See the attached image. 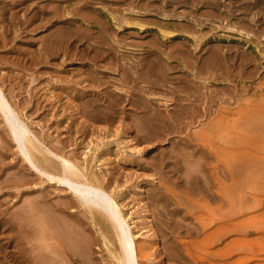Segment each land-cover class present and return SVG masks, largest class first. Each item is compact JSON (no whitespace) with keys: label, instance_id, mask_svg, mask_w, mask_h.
<instances>
[{"label":"rangeland","instance_id":"1","mask_svg":"<svg viewBox=\"0 0 264 264\" xmlns=\"http://www.w3.org/2000/svg\"><path fill=\"white\" fill-rule=\"evenodd\" d=\"M23 1L24 0H21V1H19V0L18 1L17 0H13V1L12 0H0V11H1L0 12V23H1L0 24L1 25L0 26L1 27L0 28V44L2 43L0 45V88H1V91H2V93L4 95V97L7 98L6 100L8 101V103L10 102L9 105H10L11 110H12L10 113H6V116L0 111V264H1V262H2V264H8L9 262H11L12 264H17V262L18 263L20 262L19 264H28V263L29 264H32V263L37 264L36 263L37 262L36 259L39 258L40 256H42L40 258H43V260L48 261L49 264H65V263L66 264H71V263H73V264H77V263L78 264H85V263L89 264L90 262L92 264H93V262L94 263L97 262L96 264H101V263L102 264H107V263L109 264L110 262L111 263L113 262L112 264H116V262L114 261L112 255L110 256V254H111L110 251H108L107 247L104 244L105 236H107V238H106L107 241L110 240L112 242V238H111V236H112L111 223H110L109 220L106 219V216H104V214H103L104 210L108 211V208L105 207V209H104V204L102 205V203H100V206H99L96 203L95 199H94L95 198L93 196L94 194H91V197H90L91 199L89 198L87 200L88 205L91 206L92 208L94 207L93 211H91L84 204L80 203L83 198H82L81 195L79 196V193H78V196H79L80 200H78L77 196H74V193L72 192L73 189L70 188L71 186L68 183H66V182L65 183L64 182H56L55 180L51 181V180L48 179V173H51V174H54V175L56 174V176H61L62 175V174H60L61 173V168H62V162H61V158H60L61 156L69 158V159L72 158V160L76 161L77 163L82 164V166L86 165L87 169L89 167V169H88L89 173H93L96 176L102 178V181H104L102 184L107 187V190H109V191L111 190V192H110L111 194L114 195L115 192H116V195L114 196V198L117 201L118 200L120 201V202L119 201L118 202L121 203L123 212L126 215H130V213H131V216H133V217L135 216L134 220H135V223L137 224V227L135 226L136 227L135 228L133 226V230L134 231H136L137 229H139L142 226L141 225L142 224L141 223V221H142L141 220V213L143 215L144 211H142L141 207L143 206L144 209H146L145 211L148 214L149 223H150L151 227L154 230V234L153 235H155L156 237L151 235V238H149L150 236H146L145 238H147L146 239L147 246H149V248H152L150 250L152 252H154L155 254H154V257H151L149 260H147L145 257H144L145 259L142 257L143 258V259L141 258L142 263L144 262L146 264H184V262H185L186 264H188V263L190 264V261L192 262V261L196 260L195 261L196 263L194 262L195 264H201V262H203V261L205 262V264H208L206 262H210L209 264H211V263L214 264L216 262L218 264L220 262H217V261H219V260L220 261L221 260L224 261L225 260L224 258H226V260L227 259L231 260L235 255H236L235 258L237 259L238 255L244 253L242 251L244 249H246L245 247H247V244H251L250 247L252 246V244L253 245L255 244V246L257 247V244L259 242L264 241V0H214L215 5L214 4L212 5V3H211L212 0H203L204 4L198 2L199 3V5L197 4L198 6L197 5L196 6L193 5L195 0H147V1L146 0H144V1L143 0H139V1L137 0V4H142V3H145V2L147 3L148 2L147 4H148V6H150V8H149L150 12L146 11V13L142 14L141 17H139L137 20L142 21V22L145 21V23L153 24L154 27L146 29L144 31H140L139 29L137 30L136 28H125L126 31L124 30L123 33H122L120 31H118L119 28H117L118 27L117 25L115 26V24L111 23L113 28H115V31H111L113 33V35L114 36L117 35L118 38L120 36L121 37L123 36V38H125L124 39L125 43L123 41V46L131 48V49L130 48L129 49L128 48L124 49L123 47H122L123 49L120 48L122 51L125 52V53H123L121 55H125L126 56L125 57L126 60L125 59L124 60H120L121 59V55H120V53H117L118 52L117 50L112 51L113 50L112 48H111V50L108 48L109 47L108 44H107L108 40H106V39H103L104 40V43H103V41L100 40L99 38L98 39L95 38L97 40L96 41L94 39V37L91 36L87 40L84 38V42H83V38L79 35V32L77 31L78 29L76 28L77 25H79V26L83 25V24L80 23V20L76 21L77 24H76V22H74V23L71 22V24L70 23L68 24L66 22L59 21L60 18L58 17L57 18L58 21L57 22L54 21L51 26L47 27L46 25L49 24V23H47L44 26L36 27L37 30H35V25L38 24V21L43 22L45 20L44 17L46 16V14H43V13L41 14L40 11H43V8H45V6H48V5L51 4V3L49 4L50 0H49V2L47 0H40V1L39 0H35V1L34 0H29V1L25 0L27 3H29V5L26 4L25 1L24 2ZM192 1H193V3H192ZM34 2H36L37 4L36 3L33 4ZM51 2H52V5L55 3L56 6L58 5L60 7H62V5L65 4V3H62V5H60V2L57 1V0H51ZM70 2L68 3L69 7L67 6V4H65L66 5L65 6V10H66L65 14L67 12L69 14L72 12L70 15L77 16V13H75L76 10L75 9L73 10L72 7L75 8L79 4L77 2L75 3V1H70ZM205 2H207V3H205ZM210 3H211V5H209ZM19 4H21V5L19 6ZM75 4H76V6H75ZM12 5H14V6H12ZM41 5H42V9H41ZM192 5H193V7H192ZM106 6L111 11L114 9L113 11H115V14H116L117 17L119 15H121V10L118 9V8L126 7L125 4H124V6L123 5H121V6L120 5H118V6L116 5L115 6V4L114 5H110V6L106 5ZM22 7H24V8L22 9ZM66 7L69 8L70 12L68 11V8L66 9ZM195 7H197V8H195ZM29 8H30V10H29ZM162 9H164L163 11L165 13H167V14L168 13H170V14L174 13V14H172V16L169 17V19H162V17H161L162 16L161 13H163ZM15 10L17 11L18 14H16ZM116 11L119 12V14ZM160 11H161V13H159ZM9 12H10V15H12V16H10L8 14ZM34 12H37V15L41 14V15H39L40 17L39 16L37 17V15L36 16L33 15ZM38 12H40V13H38ZM22 13L25 14L26 17L28 16L29 19H26V17ZM13 14H15L16 16L13 15ZM19 14H22L24 20L21 18V15H19ZM26 14H28V15H26ZM193 16L195 18H193ZM15 17H17V18H15ZM35 17H36V19H34ZM41 17H43V18H41ZM120 17H122V15ZM8 18L10 20H13L12 22L14 24H16L19 21L17 23L19 25H15L14 26V24H11L12 22L10 23V20H8ZM19 18L21 19V21L19 20ZM39 18H41V20H39ZM143 19H144V21H143ZM194 19H196V20H198L200 22L198 23V21H195ZM27 20H28V22H27ZM29 21H31V22L34 21L33 24L30 22L31 27H30ZM8 22H9L10 25L8 24ZM24 23H25V25H23ZM64 23H65V25H63ZM166 24H167V26H166ZM27 25H28V27H27ZM109 25H110V23H109ZM158 25L159 26L161 25V26L158 27ZM181 25H182V27H181ZM188 26H190V28L196 27V30L192 31V29L187 28ZM2 27H4V28H2ZM70 27L72 29H75V30L77 29L76 32H78V33L75 32L76 35H74L75 34L74 33L75 30H73V33H71L72 31H70V29H71ZM162 27H163V29L165 28V31L166 30H168V31H170V30L171 31L172 30L173 31H179L180 30L181 33H179L180 35H178V36H176L174 38H166L165 43L163 42L164 44L163 43H158L157 41L162 37V35L160 34V31H159V28H162ZM46 28H48V29H46ZM60 28H61V31H59ZM98 28H99V25L92 27V30H94L93 34L94 33H96V34L98 33ZM27 29H28V32H27ZM133 30H134V32L137 33V36H136V34H134V32H130V31H133ZM187 30H189V31H187ZM60 32L61 33L63 32L62 34L64 35V38H63V35L59 36ZM67 32H69L68 35L66 34ZM117 32H119L120 34L117 33ZM54 33H56V34H54ZM191 33H193L194 35L191 34ZM51 34L52 35L53 34L57 35L58 37L56 36L57 37L56 38L54 35L52 37ZM131 34H134V35H131ZM5 35H7V36H5ZM77 35H79V36H77ZM125 35H126V37H125ZM51 37H52V39L50 41L49 38H51ZM59 37H60V39L62 41L59 39ZM152 37H153V39H152ZM196 37H199V38H196ZM1 38L3 40H1ZM53 38H54V41H52ZM78 38L80 39V41H79ZM154 38H155V43L156 44H155V47L152 46L154 48L153 49L151 47V45H149V42H147V41L150 40V42H151V41L154 40ZM57 39H59V40H57ZM47 40H48L49 43L47 42ZM98 40L101 41L99 44H98V42H99ZM87 41H89L90 43L87 42ZM144 41H145V43H144ZM45 42H47V43L44 44ZM58 42H60V43H58ZM133 42H135V43H133ZM101 43H103V44H101ZM139 43H141V44H139ZM194 43L196 44L197 47H195ZM43 44L46 45V46L51 47L52 49L50 48V51H51V53L54 52V54L53 53L51 54L49 52V49L46 46H44ZM129 44H130V46H129ZM133 44L136 47L138 45H140L139 47L142 48L141 49L142 51L141 50L132 51L133 50L132 48H135V46H131ZM161 44H163L165 46H163ZM174 44L175 45L176 44L177 45L181 44V46L183 44H186V45H183L182 47L180 46L181 48H183L185 50H187V45H188V48H189V47L193 46V44H194L193 47L195 48V51H198V48H199V56H200V54H202L201 56H204V57H208L209 56L208 60H207V58L204 60L206 63L198 62V66L197 67L199 69L202 68V66H204V64H205V67H206L207 66L206 64H209L211 62V60H214V61L211 62L213 67H214V65L216 63L218 65V62H220L221 65L223 64L222 66L220 64H219L220 66L219 65L218 66L215 65V67L217 66L216 69L217 68H219V69H217V71H215V67H214V74L213 75H208L207 73H204L203 75H201L202 77L199 79L201 81L204 78L205 81L207 80V82H210V83H209V85L206 88H204V87L202 88V90L204 92L205 91L206 92L203 95L198 97V102L197 103H199L200 99H201L200 100L201 103H202V101H206L208 98H209V100L213 99L212 103H211V106H212V108H211V110H212L211 114L212 115L211 116L213 118L218 116V115H216L218 113L217 110L220 107L222 109L223 106L224 107L227 106V108H229V106L233 107V105L234 106L237 105L236 108L233 107V109L230 107L232 112H233V114L239 108L244 107V106L247 107L246 108L247 116H246V119H245V128L243 130V133H245L244 135H245V138H247V139H249V137H251V136L254 137V140H253L254 142L250 143L249 141H247V145L245 146L244 151H245V155L247 157L246 159H248V160L246 161V159H245V163L246 164L244 163L245 165H243L244 167L242 169H244V168L247 169V171H249V173L251 175L253 174V177L251 179L250 176L247 175L249 173H246V174L243 173V176H244L243 183L245 182V184H243V183L242 184L245 187V190H243L244 188H242V191H243V193L245 192L244 197H245V201H246L245 204L247 206L245 205L244 209L238 210V212H236V211H234L232 209L233 212L231 211L230 215H229L228 225H231V224H233L235 222L234 226L231 225V229H229L228 228L229 226H227V229H229V233H228V237H227L228 243H230V241L232 240L231 238L234 237L233 238L234 240L231 241V244H225L224 242H219V243H217L218 245L216 243H214V246H213V244L207 246L206 244L197 242L199 244V246H198L197 243L196 244L192 243V242H195L193 240H195V239L198 240V238H201V236H203V235H200V234L205 233V229H204L205 227H204L203 224L201 226V223L204 222L203 219L205 221H207L205 218L208 215L206 217H204L205 214H202V213H205V211L203 209V211H204L203 212L201 208L205 207V204L207 202H209V201H211V203H207L206 206H208L209 204H212V205L216 204L213 207L217 208L218 207L217 205L221 204V202H217V201H213L212 202L211 199L208 200L210 198L209 194H205V192L207 193V191H208V190H206L208 186H210L211 189H213V190H215L217 188L216 187L217 185H213V183L216 184L215 180L213 181V177H212V175H210L211 173H210V171L208 170V168L205 165L210 160H211L210 162H214L215 159L206 158L202 153H200L198 155V153L200 151L197 150V152H195L194 149L191 150L193 146H190V145L187 146V144L183 141L184 140L183 138L188 136V135L193 137L194 134H195V136L197 135V137H195V139L199 138L198 134L202 131L201 129L203 127H204L203 130L205 128H207V126H205V125H206L207 121L209 120V118H212V117L210 116V117H206V118H201L200 120L202 121V119H203V121L200 122V120H199V122L202 123V124H199L198 120L196 121V124L201 129L198 128V127L195 128V126H197V125L194 122L189 123L187 121V120H189V118L185 117L183 119L184 121H182L181 125L185 124L184 122H186L189 126L187 124H185L186 126L183 125L184 132H183V129L179 131V130L175 129L174 127H173V130H172V126H173L172 124L173 123H172V121L170 122L172 124L168 123L169 120L167 119V114L170 113V110L173 108V104H171V109L169 107L170 110H168V112H167L166 110H164V106L162 104H160V103H161V100L164 99L163 98L164 94H165V96H169V97H170V95L172 96V94L170 93V87H168V86L169 85L172 86L173 83H166V85L156 86V87L152 85L154 87L153 88L150 84H148V82L145 79L144 80L142 79V81L138 80L139 83H138V81L136 83L130 77V72L134 71V69L129 68V67H131V64L129 62H131L133 64L134 63V62H132L133 60L136 61L138 59H142L144 54H145L144 57H146V58L147 57L148 58H154V56L156 55V51L158 50V49H155L156 47L160 46L159 47L160 49H162V47H164L165 48L164 51H168L172 47H174L173 46ZM56 45H58V46H56ZM74 45H76V46H74ZM96 45H98V46H96ZM105 45L108 46V47H106L107 49L104 47ZM94 46H95V48H94ZM184 46L186 48H184ZM57 47L58 48L61 47V48L58 49L59 51L57 50ZM102 47H104V48L102 49ZM193 47H191V48L194 49ZM201 47H202V49L200 50ZM97 48H99V49H97ZM113 48H114V46H113ZM117 48L119 49V47H117ZM41 49L45 50V51H42ZM54 49H56V50L54 51ZM62 49H64V51ZM102 50H104V51L106 50V52L109 53V54L104 52L105 56L102 58L101 53H99V52H102ZM212 50H213L214 54L212 53ZM38 51H41L43 54L46 53L45 54L46 56L43 55L41 52H38ZM81 51H82V53H81ZM93 51H96V52H93ZM92 52L95 53V54H93ZM146 52H148V53H146ZM150 52L152 54H150ZM37 53L38 54L40 53L39 54L40 56L39 55L37 56ZM88 53L89 54L91 53V55L93 54V56H97L96 57L97 59L94 57L96 60L94 59V60H90L89 61L90 56H89ZM128 54H129V56H132V57H128ZM211 54H213L215 56H213ZM51 55L53 57H51ZM135 56H137V57L133 58ZM13 57H15V58H13ZM45 57H46V59H45ZM204 57H202V58H204ZM213 57L214 58L216 57L218 59H214ZM48 58H49V60H48ZM86 58H88V59H86ZM115 59H116V61H115ZM209 59H210V61H209ZM215 60H216V62H215ZM223 60H225V62ZM28 61H29V63H28ZM120 62H121V64L119 65ZM127 62H128V64H127ZM12 63L13 64L15 63V64L12 65ZM122 63L123 64L126 63V65H124V66L128 67V68H125ZM201 63H203V64H201ZM129 64H130V66H128ZM211 64H210V66H212ZM30 65H32V66H30ZM113 65H114V67H113ZM200 65H202V66H200ZM224 65H225V67L223 68ZM177 68L180 69V72L177 73V74H180V75H181L182 71L184 72V74H187V72L185 70H189L188 68L182 69L180 66H177ZM174 70H177V69L175 68ZM209 70L211 71L210 68H209ZM224 70H226V73L228 71V73H227L228 75H226ZM168 71L170 72L171 70H168ZM212 71H213V68H212ZM218 71H220L222 74H218V73H220ZM8 72H10V73H8ZM121 72H124V74L121 73ZM223 73L226 75V76H224L225 78L223 77V75H224ZM93 74L95 76H93ZM121 75H122V77H121ZM125 75H127V76H125ZM207 75H208V78H206ZM214 75H215V78L217 80L213 77ZM62 76H64V77H62ZM125 77H127V78L130 77L131 79L130 78L126 79ZM212 78H214L215 80L212 79ZM228 78H229V80H228ZM121 80H123L126 84L123 81H121ZM128 80L130 81V83H128L129 82ZM226 80H228V82H230V83H228ZM131 82H134L136 85L134 83L132 84ZM127 83L130 84V85H128ZM231 84H232V86H235V87H233L234 90H232ZM97 85H99V86H97ZM127 85H128L129 88L131 86V88L134 89V91H137V92H139V90H138L139 88L143 89L142 90L143 92L140 91L139 94L133 96L134 98H132V97L129 98V99L127 98L131 103L126 100L125 94H123V92H121V91H119L117 89V87H126V88H128ZM138 85H141V86H138ZM145 85H147V86H145ZM241 85H243V86H241ZM165 86H167V87H165ZM219 86L221 88H219ZM134 87H136V89ZM242 87H244V88H242ZM228 88L231 89L232 91L229 90V92H228ZM164 89H165V91H164ZM218 89H220L219 90L220 92H218ZM116 91H117V93L120 92L119 95L117 93H115ZM225 92H226V94L229 93L230 94L229 97H231V98L228 97V94L225 95ZM235 92H236V94H235ZM159 93L161 95H159ZM215 93H219V96H215L216 95ZM221 93H224V95H222ZM234 94H235V97H234ZM102 95H105V96H102ZM140 95H144L146 97H148V96L150 97L149 101H151V102L147 103V105L148 104L149 105L153 104V106L150 105V107L153 108L152 112H155L156 109H157V111L161 114V116L165 117L167 119V120L165 119V122L166 121L167 122L164 123V125H163V123H159V122L157 123L156 122V123H154L152 125H150V124L146 125L145 124L146 125L145 126L144 123H143L144 126L142 125L143 126V128H142V126H139L138 124H136V123H139V120L137 118H139L140 116L144 117V118L140 117L139 118L140 121H142L143 119H144L143 122L145 121V114H144L143 109H141V106L146 104L147 101L143 100L142 98L140 99ZM221 95L223 97L226 96L225 97L226 99L224 98L225 100L222 99V100H224V102H221V98H222ZM159 96L160 97L162 96V97L160 98ZM207 96H208V98H206ZM212 96L216 100L214 98H212ZM104 97H106V98H104ZM122 97H123V100L121 99ZM218 97H220V99ZM227 97H228V99H227ZM135 98L138 101H136ZM217 98L219 100H217ZM233 98L234 99L236 98L235 100H237V98L238 99L241 98L242 101L240 103L243 104L244 106H242L240 103L239 104L236 103ZM107 99H108L109 102L107 101ZM130 99L133 100V101L135 100L134 102L135 103L137 102L136 105H135L134 102H133L134 103L133 104ZM157 99H158V101H157ZM115 100H117V101H115ZM124 100H126V103H124ZM71 102L73 103V105H72ZM84 102H85V104H84ZM107 102L109 104H107ZM110 102H111V104H110ZM113 102H115V103H113ZM139 102H142L140 104H143V103L144 104L143 105H139L138 104ZM112 103L115 106H113ZM235 103H236V105H235ZM120 105L123 106V107H121ZM138 105L140 106V108L138 107ZM218 105H219V107H218ZM252 105L254 106V108H253ZM129 106H132L133 108L129 107ZM135 106H137L138 108L137 107L134 108ZM157 106H159L158 108L160 110H161V108H163V112L160 111L157 108ZM155 107H156V109H155ZM112 109L115 110L114 111L115 114H113V110ZM90 110H92V111H90ZM132 110L134 112H136V113H134ZM247 110L249 112H247ZM138 111L141 112V113L139 114ZM121 112L124 113V114H122ZM129 112H130V114H128ZM214 112H216V113H214ZM131 114H133V116H131ZM136 114H138L139 117ZM128 116L129 117L131 116V117L129 118ZM233 116L236 117V114L233 115ZM15 117H17V118L15 119ZM132 117H135L137 120L135 118H132ZM131 119H133L132 123H130ZM118 120H120V121H118ZM134 120H135L136 123L134 122ZM205 120H206V122H205ZM124 121H125V123H124ZM19 122L23 123L28 128V135L31 136L33 141L36 140L35 143L40 147V149L43 150L42 154H37L38 158L40 159L41 156L45 155L46 159L48 160L47 164L50 165L51 168H42V165L37 163L35 161L36 159L32 155H30L29 153L26 152V150L22 146V139L20 141V138L18 136H15V134L13 133L14 124L17 125V123H19ZM89 123H91V124H89ZM116 123H118V124H116ZM121 123H123L125 126L122 125ZM134 123L136 125H138V126H136ZM203 123H205V124H203ZM192 125H194V126H192ZM116 126H118V127H116ZM147 126H148V128L150 130H148ZM98 127H100L101 130L104 129L105 131L108 130L109 132L108 131L107 132L100 131V129ZM122 127H124V128H122ZM154 127H156L155 128L156 130H158L157 132H155L156 130L154 129ZM169 127L171 128V131L173 133L170 132V128ZM185 127H186V129H185ZM120 128H121V130H120ZM125 128H126V130L127 129L128 130L131 129V130H129V131L127 130L128 132L127 131L125 132L124 131ZM163 128H166V131H162ZM167 128H169V129L167 130ZM122 129H123V131H122ZM141 129L143 131H140L141 132V134H140V132L138 130H141ZM153 129H154V131H153ZM189 129H191L192 131L190 130L191 131L190 132ZM197 129H199V131H197ZM96 130L97 131L99 130V131L97 132ZM117 130H120V132L116 133ZM136 130L138 131L139 134L136 132ZM121 131H122V133H121ZM145 131H148V133L145 132ZM151 131H153V132H151ZM167 131H168V133H167ZM100 132H101V134H100ZM102 132H103L104 135H102ZM143 132L146 133L147 135L144 134ZM174 132L179 133L180 134V135H178L179 137L177 136V134L174 135ZM105 133H107V134L105 135ZM114 133H115V135H114ZM149 133H150V135L148 136ZM158 134L164 135L163 136L164 138L163 137L161 138V135H160V137H158ZM138 135H141V136H138ZM169 135H171V136H169ZM183 135H184V137H183ZM97 136H99V137L102 136V138L103 139L105 138V139L104 140L102 139V141H101V139L98 140ZM33 137H35V138H33ZM121 137H122V139H120ZM89 139H91V140H89ZM128 139L130 140L128 143H124L123 142L125 140L127 141ZM150 139H152V142H151ZM157 139H158V142H157ZM174 139H176L177 141L174 140ZM178 139L180 141H178ZM149 140H150V142H149ZM89 141H93V143L97 142V141L98 142L100 141L99 143L98 142L95 143V145H97V147L94 146V149L96 150V148H97V151H98L96 153V155H94L93 151H91V150H89V152L87 151L88 148L86 147V145H87V143ZM133 142H135V143H133ZM173 142H174V144H173ZM120 143H122V144H120ZM176 143L178 144V146H177ZM129 144H131V145H129ZM135 144H136V148H138L141 151V153H140L141 155L139 153H137L134 150V148H132V146L133 145L135 146ZM175 144H176V146H175ZM40 145L43 148L45 147L47 149L46 150H45V148L43 149ZM123 145H124V147H122ZM54 146H56V147H54ZM104 146H106V147H104ZM170 146H172L173 149ZM100 147L101 148L103 147V150H101ZM182 148H184V149L186 148L189 151L186 150L187 151L186 152ZM44 150L46 152H44ZM48 150H49V153H48ZM172 152H173V154H172ZM174 152H175V154H174ZM188 153H189L190 156L188 155ZM50 154H51V156H50ZM55 154H57V155L56 156H52V155H55ZM91 154H92V156H91ZM185 154H187V155H185ZM195 155H197V157H195ZM85 156L87 158H84ZM188 156H189V158H188ZM198 156H200V157H198ZM201 156H203V157H201ZM91 157H92V159H91ZM107 157H108L109 160L107 159ZM165 157H168V158H166L167 159L166 161L163 160V158L165 159ZM185 157H186V159L188 158V160H186V159L184 160L183 158H185ZM29 158H31L32 161ZM173 158H175V159H173ZM203 158H205V162L207 161L206 163L203 161L204 160ZM105 159H107V160H105ZM160 159H162V160H160ZM168 159L171 160V161H169ZM200 159H203V160H200ZM229 159H230V157H229ZM232 159H234V158H232ZM176 160L181 165H178L177 164L178 162ZM160 161L161 162L164 161V163H161ZM172 161L173 162L175 161L174 162L175 164ZM185 161L186 162L189 161V162H187L188 164ZM199 161H201V162H199ZM231 161H234V160H231ZM248 161H250V162H248ZM182 162L184 164H187V165L190 164L191 166L190 165L189 166H187V165L184 166L182 164ZM32 163L35 164L37 167H41V168L33 167ZM45 163H46V161H45ZM234 163H235V161L232 162L231 164L230 163L229 164H230V166H232V165H234ZM197 164L200 167L196 166ZM218 164L220 166H218V170L217 171H220L219 169L221 168V164L220 163H218ZM101 165L103 167L104 166H106V167L103 168ZM165 165H168L169 167L165 166ZM97 166H100V167H97ZM172 166H174V167H172ZM163 167H164V171H163ZM168 168L170 169L171 173L169 172ZM171 168H172V170H171ZM196 168H197V170H196ZM98 169L100 171H98ZM157 169L159 171H157ZM176 169H178V170H176ZM181 169H183V170H181ZM199 169H202V170H199ZM156 171H157V173H159L158 175H157V173L155 174ZM185 171H187V172H185ZM202 171H205V172L201 173ZM42 172H43V174H42ZM183 172H184V175L182 174ZM173 173L174 174L176 173V174L174 175ZM177 173H179V174H177ZM205 173H206L207 176L208 175L209 176L205 177V175H203ZM171 174H173V176H175V177H173ZM179 175H180V178H179ZM198 175H200V176L198 177ZM136 176H138V177H136ZM148 176H150V177H148ZM159 176H162V177L160 178ZM168 176H169V178L173 177L172 178L173 181L171 179L170 180L171 182H170L169 179H167ZM220 176H221V174H220ZM188 177L191 180H189ZM200 177H202L204 182H202L203 180ZM246 177H247V180L245 179ZM158 178H159V181H158ZM198 178L201 179L202 181L199 180ZM249 178L251 180L248 181ZM146 179L148 180V182H147ZM160 179H162L164 184L160 181ZM187 179H188V181H187ZM206 179L210 182L209 184H206V183H208V181ZM129 180H130V182H129ZM106 181L107 182L109 181L108 184H106ZM159 182H161V185H160ZM178 182L179 183L181 182V185ZM183 182H185V184H187V185L186 186H185V184L182 185ZM174 183H177V184H174ZM198 183H199V185H198ZM227 183L231 184L232 182H231V180H229V181L227 180ZM117 184H119V185H117ZM135 184H136V187L134 186ZM162 184L163 185L166 184L167 186L164 187ZM107 185H110V186H107ZM188 185L190 187H187ZM112 186H113V188H112ZM154 186L155 187L156 186H160L161 188L160 187L158 188L160 192L157 191V189L153 188ZM179 186H181L182 188L180 187V189H179ZM212 186H215V187H212ZM119 187H121V188H119ZM198 187H199V189H198ZM205 187H206V189H205ZM164 188H168V189H164ZM186 188H187V190L189 188L190 191H185ZM192 188L195 189V190H193ZM117 189L120 192H118ZM153 189L156 190L157 192L154 191ZM230 189H231V194H235V190H233V187L230 188ZM166 190H168V191H166ZM170 190H171V196L169 195L170 194L169 193ZM179 190L180 191L182 190V194L179 193ZM191 190L195 191L196 193L199 192V190H201V191L203 190L202 192H204V191L205 192L203 193L204 195L201 193V191H200V193H197V195L200 194L198 196L199 198H196V200H194V196H197V195H196V193L192 192ZM154 192L158 193L157 196H156V193H154ZM161 192L163 194H161ZM166 192H168L169 194L167 195ZM191 192H192V194H191ZM172 193H175V194H172ZM176 193L180 194L181 196L182 195L185 196V195L188 194L185 197L187 198V201L193 200V201H191L192 203L189 201L191 205L189 206L188 205L189 203L187 204V202L186 203L184 202V201H186L185 197L184 198H183V196L180 197ZM189 193L191 194V196L189 195ZM162 195H164V196L166 195L167 198L171 197V199H169V202H168L167 198L162 196ZM173 195L174 196L176 195V198L177 197L181 198V199H178V198L177 199L179 201L182 200L181 203L184 202V203H182L184 205L183 207H185V205H187L190 208L188 209V207L186 206L185 209L182 208L181 213L179 211L174 212L172 210L173 209L172 207H176L177 204L173 202V198H172ZM192 195H194V196L192 197ZM204 196H206V199H205ZM149 197H150V199H149ZM203 197H204V200H201V198L203 199ZM155 199L157 201H160V202L157 203L155 201ZM162 199H165L166 202H164V200L162 201ZM251 199H252V201H251ZM206 200H207V202H206ZM56 201H58L59 203L56 202ZM196 201L199 202L198 206H199L200 203H204V205H200L198 207L195 204ZM29 202H31V203H29ZM44 202H45V204H44ZM163 202L165 203V205L163 204L164 206L161 205ZM215 202H217V203H215ZM247 202H250V203H247ZM34 203H37V204L34 205ZM193 203H194V205H193ZM256 203H260V204L256 205ZM93 204H95V205H93ZM154 204H155V207H154ZM254 204L256 205L255 207H254ZM51 205H52V208L54 210L51 208ZM97 205H98V207H100L101 210L96 207ZM137 205H139V206H137ZM212 205H210L209 207L212 208L211 207ZM250 205H252L253 208L252 207L250 208ZM46 206H47V208H46ZM83 206H85V207H83ZM168 206H170L171 208L168 207ZM195 207L197 209L196 210L197 212L194 209ZM41 208H42V210H41ZM161 208H163V209H161ZM165 208H166V210H165ZM186 208H187L188 211H190V209L194 210L197 214L201 211L202 213L200 212L199 214H200V216L203 215L204 218L202 217L203 218L202 219V218H200V216L198 218L199 214L197 215V219H199V222H201V223L198 224L196 222L197 219L195 220V218H193L190 215V213H193L194 211H190L189 214H188V211L186 210ZM247 208H249V209H247ZM33 209H34V211H33ZM55 209H56V211H55ZM168 209H169V211H168ZM50 210H51V212H50ZM183 210H185L187 212V213L185 212L187 214V216H186V214L183 215V213H182V212H184ZM206 210H207V208H206ZM140 211H142V212H140ZM156 211H158V212L160 211L161 213L160 212L158 213ZM35 212H37V213L35 214ZM59 212L60 213L62 212V213L60 214ZM165 212L168 213V214H166ZM68 213L72 216V218L74 220L70 218V215ZM136 213H138V214H136ZM170 213L171 214L173 213L174 215H171L172 216L171 217L169 215ZM72 214H74V215H72ZM159 214L161 215L160 217H159ZM178 214H180V215L182 214V215L179 216ZM206 214H208V212ZM60 215H61V217H60ZM66 216L69 217V218H67ZM182 216L185 217V218H183ZM188 216H191V218L188 217ZM28 217H30V218H28ZM38 217H39V219H38ZM17 218H18L19 221L17 220ZM42 218H43V220H42ZM182 218L184 220V221H182L183 223L179 222V221L182 220ZM58 219H60L61 221L58 220ZM34 220H35V222L33 223ZM70 220H72V221H70ZM75 220H76L77 223L75 222L74 226H73L72 223ZM189 220H191L192 222H190ZM200 220H202V221H200ZM230 220L232 221V223L229 224ZM23 221L25 222V224H24ZM42 221L44 223H42ZM172 221H174V222H172ZM239 221H240V224H239ZM16 222H17V225H16ZM18 222L20 223V225H19ZM175 222H176V225H174ZM236 222H238V224ZM38 223L42 226V228L40 227V225H38ZM100 223H101V225H100ZM179 223H181V225L182 224H187L184 227H182V228H185L184 229L185 233H184V230L180 227ZM205 223L206 222H204V224ZM11 224H14V225H11ZM52 224H53V226H52ZM61 224L63 226L65 225V227L63 228V226ZM76 224H77V226H76ZM81 224H82V226H81ZM90 224H91V226H90ZM235 224H237L238 226L235 225ZM21 225H25V226H21ZM34 225H36V228H35ZM193 225H195V226L199 225V226H196L197 227L196 228ZM12 226H13V228H12ZM14 226H16L15 230H14ZM18 226H20L21 228L18 227ZM45 226H47V227H45ZM51 226H52V228L50 229L49 227H51ZM174 226L175 227L176 226L180 227L179 230L181 232L178 230V227H176L177 228L176 229ZM186 226H187V228L190 226L189 227L190 229H192V227H195L197 231L195 230V228H193L192 230H194V231H191L192 232L191 233L189 231V229L186 228ZM19 228H20V230H19ZM80 228L83 231L81 230V232H80ZM78 229H79V232L77 231ZM106 229L109 232H111V233H108V231ZM201 229L202 230L204 229V230L201 231ZM23 230H24V232H23ZM56 230L61 235H59ZM62 230L64 232H62ZM65 230H67V231H65ZM99 230L102 231V233ZM103 230H104V232H103ZM186 230H187V232H189V234L186 232ZM30 231H32V232H30ZM41 231H43L44 233H41ZM55 231H56V233H55ZM85 231L86 232L89 231L90 233H92V231H93V232H95L93 234H96V235H92V234L90 235L89 232H87V235H90V237L88 236V238H87V235H86ZM139 231H137V232H139ZM142 231L143 230H141L140 233ZM16 232H17V234H16ZM68 232H69V234H68ZM173 232L177 233V235H179V236L173 235L174 234ZM194 232H197L196 233L197 235ZM28 233L32 234V235L29 236ZM35 233H37V234H35ZM75 233L77 235L79 233V235L77 236ZM84 233H85V235H84ZM27 234H28V236H27ZM47 234H49V235H47ZM55 234H57V235H55ZM82 234L85 237H83ZM105 234H107V235H105ZM194 234L198 238H196L194 236ZM8 235L9 236L14 235L13 236L14 238L13 237H9ZM20 235H22V236L20 237ZM34 235H35V237H34ZM71 235H72V237H71ZM80 235L82 237H80ZM180 235L183 236V237H180ZM189 235H190V237L195 238V239L191 238L192 239V240H190V241H192L191 245L189 243L190 241H188L189 238H190V237H188ZM238 235L239 236L243 235V236H240L239 237L240 239L237 240L239 242V244H238V242H236V239L238 238L237 237ZM23 236H24V238H23L24 240L22 239ZM56 236H57L58 240H60V241H58L56 239ZM59 236L61 238H59ZM74 236H75V238H74ZM91 236L94 237L93 239H95L94 240L95 242L92 240ZM235 236H236V238H235ZM38 237L41 240L38 239ZM171 237H173L172 239H174V240H172ZM175 237H176V239H175ZM187 237H188V240H187ZM66 238H68V239H66ZM82 238H85L86 240H84ZM183 238L185 240V244L187 245V243H188V245H189V246H187V249L189 251H191L190 256H189V253H187V251L185 250L186 247L183 246V245H185L183 243L184 240H182ZM248 238H249V240L246 241V239H248ZM88 239L92 240L91 242H93V244L89 245V243H91V242L88 241ZM47 240H49V242ZM78 240H79V242H78ZM96 240H97V243H96ZM242 240L247 242L244 247H242V246L244 245L245 242L242 244L241 243ZM7 241H9V242H7ZM65 241H66L67 244L63 243ZM86 241H87V244H88L89 247L86 245ZM110 241H108L107 244ZM151 241H153V242H151ZM180 241L181 242L183 241L182 244H181ZM36 242L38 243V245H37ZM58 242H59V244H58ZM60 242L63 243V245H64L63 247H67L66 245L69 244L70 251L68 252V249H67L69 247H67L66 248L67 250H66L65 248L60 246V244H61ZM100 242H102V243H100ZM55 243H57L58 245H56ZM82 243H84L83 247H82ZM173 243H176V244H173ZM101 244H102V247H101ZM201 244L203 246H201ZM4 245H5V249L3 247ZM28 245H29V247H28ZM36 245H37V247H36ZM40 245H41V247H40ZM76 245H78L79 247L81 246L80 247V251L81 252H79V250H78L79 248ZM98 245L100 246L99 248H98ZM153 245L156 246V247H154ZM57 246H59V247H57ZM108 246L110 247V249L113 248L111 243H109ZM166 246H167V248H166ZM223 246L224 247L226 246V248L229 249V251L231 250L230 253L232 252L231 254L227 255V257L224 256V253L228 254L229 251L225 252L226 249L223 251V249H224ZM255 246H252L253 247V251H255V249H256ZM90 247H91L92 251L90 250ZM171 247H173V248H171ZM183 247H184V249H183ZM204 247H208V248H206V249H209L207 252H209V251L211 252L212 249H213L212 253L209 252V255H210L209 258L212 259L215 256L216 260L214 258H213L214 260L212 259L215 262H212L211 259H208V255L205 253L206 249ZM211 247H212V249H211ZM216 247H218V248L222 247V250H221V248H219L220 249L219 250ZM239 247H240V250H238V251H240V252H236V249H239ZM250 247H249V249H250ZM252 247H251L250 250H248V248H247V250H244V251L245 252L246 251L247 252H251L252 251ZM55 248H56L57 251L54 250ZM60 248L61 249L63 248L62 251L60 250ZM81 248L83 250H81ZM88 248H89V251H87ZM104 248H106V249H104ZM169 248H170V250H169ZM190 248H191V250H190ZM241 248H243V249L241 250ZM64 249H65L66 252L65 251L63 252ZM74 249H76L77 251H75ZM165 249L166 250L168 249L169 251L165 252ZM171 249L172 250L174 249V251H172ZM216 249H218V251H220V252L223 251V255H221L222 253H219V252L217 253ZM37 250H38V252H37ZM44 250L47 253H45V252L43 253ZM101 250L102 251L104 250V251L102 252ZM202 250H205V252L203 251V252H201L202 253L201 254L199 251H202ZM214 250L217 253V257H218V254H220L221 258H219V257L216 258ZM4 251L6 253H9V251H10V254H8V255L9 256L11 255V257H12V255L14 256V254L16 256L12 257V259H11V257H9L6 253L4 254ZM13 251H14V253H13ZM18 251H19V254H21V255L16 254ZM194 251H195V253H200L201 255L200 254H196L195 255V253H193ZM253 251H252V254L255 253ZM31 252H33V254ZM74 252L75 253H79L81 255V257L75 256ZM84 252H85L86 255L84 254ZM101 252H102V254H101ZM168 252H170V254ZM172 252H175L176 254H174ZM181 252L182 253L184 252L183 253L184 255ZM256 252H257V250H256ZM22 253H23V255L25 253V255H27V256L24 255V257H23ZM65 253H67V255H65ZM47 254H48V256H47ZM63 254L66 257H64ZM79 254H77V255H79ZM156 254H157L158 257L156 256ZM167 254H169V255H167ZM204 254H206V255H204ZM211 254L213 255V257H211ZM100 255H102V256L100 257ZM176 255H179V257L176 256ZM197 255H198V257H197ZM202 255L204 256V258H203ZM230 255H232V256H230ZM6 256H7V258L5 259L4 257H6ZM21 256H22V258H21ZM44 256H46V257H44ZM67 256H68V258H67ZM199 256H201V257H199ZM245 256H246V260L251 258L249 255H248L249 257L247 255H245ZM69 257H70V260L72 262L69 261ZM88 257H91L90 258L91 260H89L90 262L87 261ZM102 257L103 258L106 257L107 259L105 258L106 260L104 261ZM168 257H170V258H168ZM174 257H176V259ZM205 257H207V258H205ZM2 258H4V260ZM19 258H21V259H19ZM24 258H25V260H24ZM80 258H84L85 261H81L82 259L80 260ZM14 259L16 260V262H15ZM73 259H75V260H73ZM92 259L95 260V261H93ZM109 259H110V261H109ZM151 259H152V261H151ZM177 259H179V261ZM181 259H184V262ZM189 259H191V260L189 261ZM8 260H10V261L8 262ZM79 260L81 262H83V263H81ZM102 260L105 263H103ZM208 260H210V261H208ZM226 260H225V263L228 261V260L227 261ZM3 261H5V262L3 263ZM25 261H27V262H25ZM232 261H233V259H232ZM23 262H25V263H23ZM234 262H236V261H234ZM234 262H233V264H235ZM243 262L241 263V262L237 261L236 264H244V263L246 264V261L244 263ZM11 263H9V264H11ZM221 263H223V262L221 261Z\"/></svg>","mask_w":264,"mask_h":264},{"label":"bare ground","instance_id":"2","mask_svg":"<svg viewBox=\"0 0 264 264\" xmlns=\"http://www.w3.org/2000/svg\"><path fill=\"white\" fill-rule=\"evenodd\" d=\"M13 1V0H12ZM18 1V0H17ZM19 1H21V0H19ZM25 1V0H24ZM23 1V2H24ZM27 1H29V0H27ZM35 1V0H34ZM40 1V0H39ZM38 1V2H39ZM48 2H49V0H47ZM57 1H59L60 2V5H62V3H65V4H67V6L69 7V5H68V3L70 2V1H75V3L77 2L79 5H77L76 6V4H75V8L74 7H72L73 8V10L75 9L76 10V12L75 13H77V16H75V15H70L68 12L65 14V4L64 5H62V7H60V6H56V4L54 3L53 5H52V2H51V0H50V2H49V4L50 5H48V6H45V8H43V11H40L41 12V14L43 13V14H46V16L44 17V21L43 22H41V21H38V24H36L35 25V30H37L36 29V27H38V26H44L45 24H47V23H49L48 25H46L47 27L48 26H51L52 24H53V22L54 21H58V17L60 18V20L59 21H62V22H66V23H70L71 24V22H76L77 20L79 21L80 20V23L81 24H83L82 26L80 25H77V31L79 32V35L83 38V42H84V38L87 40L88 38H90L91 36H93L94 37V39L96 38V39H100V40H102L103 41V43H104V40L103 39H106V40H108V46H104L105 48L106 47H108L110 50H111V48L113 49L112 51H115V50H117L118 52L117 53H120V55L121 54H123V53H125L124 51H122L121 49H127L128 47H126V46H123V41H124V43H125V38H123V36L121 37H117V35L116 36H114L113 35V33L111 32V31H115V28H113V26L111 25V23L112 24H115V26L117 25L118 27L117 28H119V30L118 31H120V32H122L123 33V31L125 30V28H136L137 30L139 29L140 31H144V30H146V29H149V28H153L154 27V25L153 24H149V23H145V21H144V19H143V21L144 22H142V21H139V20H137L139 17H141V15L142 14H145L146 13V11H149L150 9V6H148V2L146 3H142V4H137V0H57ZM139 1V0H138ZM144 1V0H143ZM147 1V0H146ZM26 2V1H25ZM37 2V1H36ZM36 2H34L33 4H35ZM56 2V1H55ZM198 2H200V3H203L204 1L203 0H195L194 1V3H193V1H192V3H193V5L194 6H196L197 4L199 5V3ZM14 3V2H13ZM19 3V2H18ZM21 3V2H20ZM41 3V2H40ZM71 3V2H70ZM191 3V2H190ZM205 3H207V2H205ZM211 3H212V5L214 4L215 5V2H214V0H212L211 1ZM211 3L209 4V5H211ZM17 4V3H16ZM24 4V3H23ZM26 4H28L29 5V3H27L26 2ZM37 4V3H36ZM59 4V3H58ZM115 4V6L117 5H123L124 6V4L126 5V7H124V8H118V9H120L121 10V15H122V17H120L121 15H119L118 17L116 16V14H115V11H111V10H109V8L106 6V5H114ZM204 4V3H203ZM21 4H19V6H20ZM52 5V6H51ZM73 5V4H72ZM193 5H192V7H193ZM197 5V6H198ZM12 6H14V5H12ZM18 6V5H17ZM25 6V5H24ZM27 6V5H26ZM38 6V5H37ZM119 6V7H120ZM28 7V6H27ZM32 7V6H31ZM39 7V6H38ZM68 7H66V9L68 8ZM152 7V6H151ZM161 7V6H160ZM21 8V7H20ZM24 7H22V9H23ZM26 8V7H25ZM35 8V7H34ZM195 8H197V7H195ZM8 9V8H7ZM18 9V8H17ZM21 9V10H22ZM33 9V8H32ZM41 9H42V5H41ZM112 9V8H111ZM117 9V10H118ZM153 9V8H152ZM165 9V8H164ZM164 9H162V11L164 10ZM193 9V8H192ZM4 10V9H3ZM2 10V11H3ZM9 10V9H8ZM19 10V9H18ZM28 10V9H27ZM29 10H30V8H29ZM28 10V11H29ZM37 10V9H36ZM71 10V9H70ZM156 10V9H155ZM160 10V9H159ZM158 10V11H159ZM16 11V10H15ZM23 11V10H22ZM34 11V10H33ZM68 11H69V8H68ZM174 11V10H173ZM172 11V12H173ZM1 12V11H0ZM40 12H38V13H40ZM70 12V11H69ZM117 12V11H116ZM150 12V11H149ZM157 12V11H156ZM208 12V11H207ZM25 13V12H24ZM118 14H119V12H117ZM159 13H161V11L159 12ZM9 15H10V12L8 13ZM16 14H18L17 13V11H16ZM23 14V13H22ZM22 14H19V15H21V18L23 19V16H22ZM41 14H39V15H41ZM117 14V15H118ZM156 14V13H155ZM172 14H174V13H172ZM172 14H170V13H165L164 11H163V13H161V17H162V19H169V17H171L172 16ZM13 15H15V14H13ZM24 16H25V14H23ZM26 15H28V14H26ZM30 15V14H29ZM33 15H37V12H34L33 13ZM39 15H37V17L39 16ZM160 15V14H159ZM10 16H12V15H10ZM9 16V17H10ZM16 16V15H15ZM44 16V15H43ZM18 17V16H17ZM17 17H15V18H17ZM20 17V16H19ZM26 17V16H25ZM28 17V16H27ZM26 17V19H29V17L27 18ZM40 17V16H39ZM157 17V16H156ZM12 18V17H11ZM41 18H43V17H41ZM41 18H39V20H41ZM143 18V17H142ZM145 18V17H144ZM193 18H195L194 16H193ZM13 19V18H12ZM34 19H36V17L34 18ZM107 19V20H106ZM153 19V18H152ZM8 20H10L9 18H8ZM16 20V19H15ZM19 20L21 21V19L19 18ZM24 20V19H23ZM38 20V19H37ZM195 21H198V20H196V19H194ZM193 20V21H194ZM13 20H10V23L12 22ZM16 22V21H15ZM19 22V21H18ZM17 22V23H18ZM27 22H28V20H27ZM30 22L31 21H29V24H30ZM34 22V21H33ZM33 22H31L32 24H33ZM86 22V23H85ZM200 21H198V23H199ZM14 24L13 22L11 23V24H14V26L15 25H19V24ZM109 23H110V25H109ZM1 24V23H0ZM8 24H9V22H8ZM76 24H77V22H76ZM181 24V23H180ZM10 25V24H9ZM23 25H25V23L23 24ZM63 25H65V23L63 24ZM99 25V28H98V33L96 34V33H94L93 34V31L94 30H92V27L93 26H98ZM179 25V24H178ZM1 26V25H0ZM54 26V25H53ZM76 26V25H75ZM114 26V27H115ZM157 26V25H156ZM161 26V25H160ZM159 25H158V27H160ZM163 26V25H162ZM166 26H167V24H166ZM197 26V25H196ZM20 27V26H19ZM27 27H28V25H27ZM26 27V28H27ZM30 27H31V24H30ZM56 27V26H55ZM157 27V28H158ZM165 27V26H164ZM181 27H182V25H181ZM185 27V26H184ZM1 28V27H0ZM2 28H4V27H2ZM6 28V27H5ZM13 28V27H12ZM21 28V27H20ZM53 28V27H52ZM58 28V27H57ZM71 28V27H70ZM75 28V27H74ZM187 28H189V29H192V31L193 30H196V27H193V28H190V26H188ZM11 29V28H10ZM14 29V28H13ZM41 29V28H40ZM46 29H48V28H46ZM66 29V28H65ZM72 29V28H71ZM70 29V31H72L71 33H73V30H75V29H72L71 30ZM185 29V28H184ZM34 30V29H33ZM34 30V31H35ZM52 30V29H51ZM57 30V29H56ZM64 30V29H63ZM76 30L74 31V33L76 32ZM18 31V30H17ZM59 31H61V28H60V30ZM58 31V32H59ZM66 31V30H65ZM126 31V30H125ZM129 31V30H128ZM159 31H160V34L162 35V37L157 41L158 43H165V41H166V38H174V37H176V36H178V35H180L179 33H181L180 32V30L179 31H168V30H166L165 31V28L163 29V27L162 28H159ZM182 31V30H181ZM186 31V30H185ZM187 31H189V30H187ZM191 31V30H190ZM13 32V31H12ZM27 32H28V29H27ZM32 32V31H31ZM54 32V31H53ZM78 32H76V33H78ZM130 32H134V30L133 31H130ZM48 33V32H47ZM63 33V32H62ZM61 32H60V34H59V36L61 35H63ZM76 33L74 34V35H76ZM117 33H119V32H117ZM188 33V32H187ZM190 33V32H189ZM11 34V33H10ZM14 34V33H13ZM16 34V33H15ZM18 34V33H17ZM20 34V33H19ZM54 34H56V33H54ZM53 34V35H54ZM67 35L69 34V32H67L66 33ZM65 34V35H66ZM96 34V35H95ZM120 34V33H119ZM125 34V33H124ZM128 34V33H127ZM134 34H136V36H137V33L136 32H134ZM134 34H131V35H134ZM140 34V33H139ZM184 34V33H183ZM182 34V35H183ZM191 34H193V33H191ZM45 35V34H44ZM53 35L51 34V36L53 37ZM66 35V36H67ZM72 35V34H71ZM79 35H77V36H79ZM141 35V34H140ZM190 35V34H189ZM194 35V34H193ZM2 36V35H1ZM5 36H7V35H5ZM55 37L57 36V35H54ZM70 36V35H69ZM105 36V37H104ZM49 37V36H48ZM52 37L51 38H49L50 39V41H51V39H52ZM54 37V38H55ZM58 37V36H57ZM56 37V38H57ZM80 37V38H81ZM125 37H126V35H125ZM193 37V36H192ZM54 38H53V40L52 41H54ZM63 38H64V35H63ZM68 38V37H67ZM196 38H199V37H196ZM195 38V39H196ZM11 39V38H10ZM48 39V40H49ZM59 39H60V37H59ZM59 39H57V40H59ZM75 39V38H74ZM79 39V38H78ZM95 39V40H96ZM152 39H153V37H152ZM1 40H3L2 38H1ZM12 40V39H11ZM48 40H47V42H48ZM61 40V39H60ZM66 40V39H65ZM76 40V39H75ZM82 40V39H81ZM92 40V39H91ZM200 40V39H199ZM5 41V40H4ZM42 41V40H41ZM62 41V40H61ZM79 41H80V39H79ZM93 41V40H92ZM97 41V40H96ZM95 41V42H96ZM99 41V40H98ZM192 41V40H191ZM195 41V40H194ZM193 41V42H194ZM206 41V40H205ZM204 41V42H205ZM7 42V41H6ZM47 42H45L44 44H46ZM65 42V41H64ZM86 42V41H85ZM87 42H89V41H87ZM101 41H99L98 42V44L100 43ZM147 42H149V45H151V47L153 46V47H155V38H154V40L153 41H151L150 42V40L149 41H147ZM199 42V41H198ZM201 42V41H200ZM49 43V42H48ZM51 43V42H50ZM58 43H60V42H58ZM90 43V42H89ZM103 43H101V44H103ZM133 43H135V42H133ZM144 43H145V41H144ZM163 43V44H164ZM206 43V42H205ZM2 44V43H1ZM0 44V45H1ZM43 44V45H44ZM64 44V43H63ZM76 44V43H75ZM127 44V43H126ZM132 44V43H131ZM139 44H141V43H139ZM163 44H161V45H163ZM195 44V43H194ZM194 44H193V46H194ZM59 45V44H58ZM58 45H56V46H58ZM94 45V44H93ZM125 45V44H124ZM183 45H186V44H183ZM182 45V46H183ZM190 45V44H189ZM33 46V45H32ZM44 46H46V45H44ZM43 46V47H44ZM52 46V45H51ZM63 46V45H62ZM74 46H76V45H74ZM91 46V45H90ZM96 46H98V45H96ZM101 46V45H100ZM99 46V47H100ZM113 46H114V48H113ZM129 46H130V44H129ZM131 46H135L134 44L133 45H131ZM140 45H138L137 47L135 46V48H132L133 50L132 51H138V50H141L142 48L141 47H139ZM158 46V45H157ZM163 46H165V45H163ZM174 47H170L171 49L170 50H168V51H164V47H162V49H160L159 47H156L155 49H158L157 51H156V55L154 56V58H146V57H144V55H143V58L142 59H138V60H133L132 62H134L133 64L131 63V62H129L130 64H131V67H129V68H132V69H134V71H131L130 72V77L132 78V80L134 81V82H136L137 83V81L139 80H141L142 81V79L144 80H146L147 82H148V84H150L151 86L153 85V86H162V85H166V83H173V85L172 86H168V87H170V93L172 94V96L170 95V97L169 96H165V94H164V96H163V100H161V103L160 104H162L163 106H164V110H166L167 112H168V110H170L171 109V104H173V108L170 110V113H166L167 114V119L169 120V124H172L173 126H172V130H173V127L175 128V129H177V130H182L183 129V132H184V128H183V125L184 126H186L185 124H187L186 122H184L185 124H183V125H181L182 124V121H184L183 119L186 117V118H189V120H187L189 123H192V122H194L195 124H196V121L198 120V122H199V120L201 119V118H206V117H210L212 114V110H211V108H212V106H211V103H212V100L213 99H210L209 100V98H208V96L206 97V98H208L206 101H202V103L200 102V100H199V103H197L198 102V97L199 96H201V95H203L205 92L202 90V88L204 87V88H206L208 85H209V83L210 82H207V80L205 81L204 80V78H203V80H199L202 76L201 75H203L204 73H207L208 75H213L214 74V67H215V65H217V63L214 65V67H213V65L211 64V62L212 61H214V60H211V62L209 63V64H206L207 66L205 67V64H204V66H202V65H200V66H202V68H198L197 66H198V62H203V63H206L204 60L207 58V60H208V57H204V56H201L202 54H200V56H199V48H198V51H195V48L193 47V46H191V47H193L194 49H192L191 47H189L188 48V45H187V50H185V49H183V48H181L182 46H181V44H179V45H173ZM181 46V47H180ZM48 49H49V52L51 53V51H50V48L51 47H49V46H46ZM104 47H102V49L104 48ZM117 47H119V49L117 48ZM123 47V48H122ZM149 47V46H148ZM152 47V48H153ZM195 47H197L196 46V44H195ZM59 48H61V47H59ZM58 47H57V50L59 49ZM64 48V47H63ZM87 48V47H86ZM94 48H95V46H94ZM121 48V49H120ZM130 48V47H129ZM128 48V49H129ZM184 48H186L185 46H184ZM15 49V48H14ZM35 49V48H34ZM44 49V48H43ZM46 49V48H45ZM47 49V50H48ZM52 49V48H51ZM67 49V48H66ZM65 49V50H66ZM91 49V48H90ZM97 49H99V48H97ZM107 49V48H106ZM131 49V48H130ZM154 49V48H153ZM202 49V47L200 48V50ZM31 50V49H30ZM42 50V49H41ZM46 50V51H47ZM56 49H54V51H55ZM61 50V49H60ZM63 51H64V49H62ZM16 51V50H15ZM42 51H45V50H42ZM59 51V50H58ZM92 51V50H91ZM131 51V52H132ZM142 51V50H141ZM216 51V50H215ZM214 51V52H215ZM31 52V51H30ZM38 52H41V51H38ZM61 52V51H60ZM66 52V51H65ZM93 52H96V51H93ZM92 52V53H93ZM104 52H106V50L104 51V50H102V52H99V53H101V56H102V58L105 56V53ZM24 53V52H23ZM27 53V52H26ZM32 53V52H31ZM42 53V52H41ZM53 54H54V52H52ZM51 53V54H52ZM64 53V52H63ZM81 53H82V51H81ZM85 53V52H84ZM98 53V54H99ZM107 53V52H106ZM143 53V52H142ZM145 53V52H144ZM146 53H148V52H146ZM212 53H213V50H212ZM7 54V53H6ZM40 54V53H39ZM38 53H37V56L39 55ZM43 54V53H42ZM46 54V53H45ZM45 54H43V55H45ZM56 54V53H55ZM65 54V53H64ZM89 54V53H88ZM93 54H95V53H93ZM93 54L91 55V53L89 54V56H90V59H89V61L90 60H94L97 56H93ZM107 54H109V53H107ZM127 54V53H126ZM138 54V53H137ZM150 54H152L151 52H150ZM214 54V53H213ZM213 54H211V55H213ZM30 55V54H29ZM81 55V54H80ZM114 55V54H113ZM118 55V54H117ZM142 55V54H141ZM147 55V54H146ZM210 55V56H211ZM6 56V55H5ZM34 56V55H33ZM40 56V55H39ZM42 56V55H41ZM46 56V55H45ZM72 56V55H71ZM86 56V55H85ZM88 56V55H87ZM99 56V55H98ZM140 56V55H139ZM213 56H215V55H213ZM9 57V56H8ZM30 57V56H29ZM51 57H53L52 55H51ZM50 57V58H51ZM95 57V58H94ZM126 56L125 55H121V59L120 60H126V58H125ZM128 57H132V56H129V54H128ZM137 56H135V57H133V58H136ZM202 57H204V58H202ZM212 57V56H211ZM219 57V56H218ZM13 58H15V57H13ZM43 58V57H42ZM80 58V57H79ZM106 58V57H105ZM111 58V57H110ZM119 58V57H118ZM117 58V59H118ZM214 58V57H213ZM212 58V59H213ZM4 59V58H3ZM23 59V58H22ZM44 59V58H43ZM45 59H46V57H45ZM86 59H88V58H86ZM97 59V58H96ZM95 59V60H96ZM129 59V58H128ZM214 59H218V58H214ZM6 60V59H5ZM25 60V59H24ZM48 60H49V58H48ZM47 60V61H48ZM113 60V59H112ZM119 60V59H118ZM32 61V60H31ZM115 61H116V59H115ZM209 61H210V59H209ZM224 62H225V60H223ZM3 62V61H2ZM15 62V61H14ZM18 62V61H17ZM114 62V61H113ZM118 62V61H117ZM123 62V61H122ZM125 62V61H124ZM128 62H127V64H128ZM215 62H216V60H215ZM214 62V63H215ZM218 62V61H217ZM223 62V63H224ZM27 63V62H26ZM28 63H29V61H28ZM34 63V62H33ZM203 63H201V64H203ZM208 63V62H207ZM10 64V63H9ZM15 64V63H14ZM13 63H12V65H14ZM110 64V63H109ZM108 64V65H109ZM121 64V62L119 63V65ZM123 64V63H122ZM130 64L128 65V66H130ZM210 64L212 65V66H210ZM221 65V63L220 62H218V65ZM34 65V64H33ZM91 65V64H90ZM124 65H126V63L125 64H123V66ZM217 65V66H218ZM219 65V66H220ZM223 65V64H222ZM221 65V66H222ZM226 65V64H225ZM225 65L223 66V68L225 67ZM23 66V65H22ZM30 66H32V65H30ZM122 66V65H121ZM177 66H180L182 69H184V68H188L189 70H185L186 72H187V74H184V72L182 71V73H181V75L180 74H177V73H179L180 72V69H178L177 68ZM199 66V67H200ZM216 66V67H217ZM13 67V66H12ZM106 67V66H105ZM111 67V66H110ZM113 67H114V65H113ZM119 67V66H118ZM125 67V66H124ZM213 68V71H212V68ZM216 67H215V71H217V69H219V68H217L216 69ZM121 68V67H120ZM125 68H128V67H125ZM177 69V70H174V69ZM198 68V69H197ZM209 68L211 69V71L209 70ZM222 68V69H223ZM116 69V68H115ZM221 69V68H220ZM226 69V68H225ZM229 69V68H228ZM131 70V69H130ZM168 70H171L170 72L168 71ZM227 70V69H226ZM226 70H224L225 71V73H226ZM97 71V70H96ZM7 72V71H6ZM218 72H220V71H218ZM217 72V73H218ZM8 73H10V72H8ZM121 73H123L124 74V72H121ZM120 73V74H121ZM127 73V72H126ZM227 73H228V71H227ZM226 73V75H228ZM122 74V75H123ZM184 74V75H183ZM218 74H222L221 72L220 73H218ZM224 74V73H223ZM122 75H121V77H122ZM208 75H207V77L206 78H208ZM225 74L223 75V77L224 76H226ZM93 76H95L94 74H93ZM124 76V75H123ZM125 76H127V75H125ZM222 76V75H221ZM220 76V77H221ZM56 77V76H55ZM62 77H64V76H62ZM130 77H125L126 79H129ZM214 78H215V75L213 76ZM228 77V76H227ZM60 78V77H59ZM58 78V79H59ZM94 78V77H93ZM124 78V77H123ZM130 78V79H131ZM205 78V79H206ZM211 78V77H210ZM214 78H212V79H214ZM218 78V77H217ZM225 78V77H224ZM223 78V79H224ZM216 79V78H215ZM214 79V80H215ZM221 79V78H220ZM95 80V79H94ZM119 80V79H118ZM124 80V79H123ZM123 80H121V81H123ZM131 80V81H132ZM217 80V79H216ZM219 80V79H218ZM228 80H229V78H228ZM228 80H226L227 82H228ZM90 81V80H89ZM120 81V80H119ZM129 81V80H128ZM139 81H138V83H139ZM124 82V81H123ZM134 82H131L132 84L134 83ZM3 83V82H2ZM79 83V82H78ZM121 83V82H120ZM125 83V82H124ZM128 83H130V81L128 82ZM127 83V84H128ZM213 83V82H212ZM215 83V82H214ZM228 83H230V82H228ZM126 84V83H125ZM135 84V83H134ZM201 84V85H200ZM128 85H130V84H128ZM128 85H127V87H128ZM136 85V84H135ZM168 85V84H167ZM223 85V84H222ZM226 85V84H225ZM228 85V84H227ZM245 85V84H244ZM89 86V85H88ZM97 86H99V85H97ZM96 86V87H97ZM107 86V85H106ZM115 86V85H114ZM122 86V85H121ZM138 86H141V85H138ZM145 86H147V85H145ZM152 86V87H153ZM212 86V85H211ZM218 86V85H217ZM229 86V85H228ZM231 86H232V84H231ZM230 86V87H231ZM240 86V85H239ZM241 86H243V85H241ZM247 86V85H246ZM149 87V86H148ZM165 87H167V86H165ZM164 87V88H165ZM225 87V86H224ZM223 87V88H224ZM233 87H235V86H232V90H234L233 89ZM238 87V86H237ZM61 88V87H60ZM89 88V87H88ZM116 88V87H115ZM135 89H136V87H134ZM138 88V87H137ZM154 88V87H153ZM218 88V87H217ZM219 88H221L220 86H219ZM226 88V87H225ZM241 88V87H240ZM242 88H244V87H242ZM9 89V88H8ZM117 89L119 90V91H121V92H123V94H125V96H126V100L128 101V102H130L128 99L129 98H134L133 96H135V95H137V94H139V92L140 91H142L143 89L142 88H139L138 90H139V92H137V91H134V89H132L131 88V86H130V88L128 87V88H126V87H117ZM149 89V88H148ZM167 89V88H166ZM209 89V88H208ZM207 89V90H208ZM211 89V88H210ZM236 89V88H235ZM249 89V88H248ZM7 90V89H6ZM100 90V89H99ZM105 90V89H104ZM151 90V89H150ZM149 90V91H150ZM156 90V89H155ZM206 90V89H205ZM220 89H218V92H220L219 91ZM229 90H231V89H229L228 88V92H229ZM231 90V91H232ZM238 90V89H237ZM66 91V90H65ZM101 91V90H100ZM112 91V90H111ZM164 91H165V89H164ZM168 91V90H167ZM209 91V90H208ZM211 91V90H210ZM213 91V90H212ZM227 91V90H226ZM236 91V90H235ZM6 92V91H5ZM76 92V91H75ZM104 92V91H103ZM143 92V91H142ZM145 92V91H144ZM152 92V91H151ZM156 92V91H155ZM159 92V91H158ZM215 92V91H214ZM96 93V92H95ZM99 93V92H98ZM102 93V92H101ZM115 93H117V91L115 92ZM120 93V92H119ZM119 93H117L118 95H119ZM153 93V92H152ZM169 93V94H170ZM211 93V92H210ZM232 93V92H231ZM242 93V92H241ZM72 94V93H71ZM114 94V93H113ZM122 94V93H121ZM155 94V93H154ZM158 94V93H157ZM216 95L215 96H219V93H215ZM222 95H224V93H221ZM228 94V97H229V93H227ZM226 94V92H225V95H227ZM235 94H236V92H235ZM235 94H234V97H235ZM116 95V94H115ZM117 95V96H118ZM146 95V94H145ZM159 95H161L160 93H159ZM206 95V94H205ZM214 95V94H213ZM221 95V102H224V100L226 99L225 97H223ZM7 96V95H6ZM12 96V95H11ZM71 96V95H70ZM102 96H105V95H102ZM122 96V95H121ZM156 96V95H155ZM158 96V95H157ZM210 96V95H209ZM240 96V95H239ZM160 97V96H159ZM162 97V96H161ZM160 97V98H161ZM228 97H227V99H228ZM12 98V97H11ZM72 98V97H71ZM104 98H106V97H104ZM116 98V97H115ZM128 98V99H127ZM143 99V100H146L147 102H146V104H140V103H142V102H139L138 104L139 105H143V106H141V109H143V111H144V114H145V121L143 122V120L142 121H140V117L142 118L143 116H138V114H136L139 118H137L138 120H139V123L141 124H139V123H136L135 122V120H134V122L136 123V124H138L139 126H142L143 125V123H144V125L146 124V125H152V124H154V123H163V125H164V123H166L165 122V117H162L161 116V114L157 111V109H156V107H155V109H156V111L155 112H152L153 110V108H151L150 107V105H152L153 106V104H148L147 105V103H150L151 101H149L150 99V97L148 96V97H146V96H144V95H140V99ZM159 98V99H160ZM202 98V97H201ZM212 98H214L213 96H212ZM219 99H220V97H218ZM217 98V100H219ZM225 98V99H224ZM229 98H231V97H229ZM7 98H5L4 97V95H3V93H2V91H1V88H0V111L6 116V113H10L12 110H11V107H10V105H9V103H8V101L6 100ZM29 99V98H28ZM110 99V98H109ZM120 99V98H119ZM122 100H123V97L121 98ZM136 99V98H135ZM139 99V100H140ZM153 99V98H152ZM205 99V98H204ZM215 99V98H214ZM222 99H224V100H222ZM234 99V98H233ZM236 99V98H235ZM234 99V100H235ZM27 100V99H26ZM126 100H124V103H126ZM131 100V99H130ZM209 100V101H208ZM216 100V99H215ZM107 101H108V99H107ZM115 101H117V100H115ZM132 101V103L135 101H133V100H131ZM136 101H138L137 99H136ZM149 101V102H148ZM155 101V100H154ZM157 101H158V99H157ZM242 100H241V98L240 99H238L237 98V100H235V102L236 103H240ZM28 102V101H27ZM109 102V101H108ZM107 102V104H109ZM112 102V101H111ZM111 102H110V104H111ZM144 102V101H143ZM72 103V102H71ZM113 103H115V102H113ZM112 103V104H113ZM122 103V102H121ZM131 103V102H130ZM135 103V102H134ZM133 103V104H134ZM137 103V102H136ZM136 103H135V105H136ZM155 103V102H154ZM236 103H235V105H236ZM56 104V103H55ZM75 104V103H74ZM84 104H85V102H84ZM87 104V103H86ZM156 104V103H155ZM159 104V103H158ZM204 104V105H203ZM241 104V103H240ZM72 105H73V103H72ZM132 105V104H131ZM138 105V107L140 108V106ZM170 105V106H169ZM215 105V104H214ZM223 105V104H222ZM232 105V104H231ZM242 106H244L243 104H241ZM109 106V105H108ZM107 106V107H108ZM112 106V105H111ZM110 106V107H111ZM113 106H115L114 104H113ZM121 106V105H120ZM134 106V105H133ZM237 106V105H236ZM236 106H234L233 105V107H235L236 108ZM253 106V105H252ZM257 106V105H256ZM255 106V107H256ZM118 107V106H117ZM121 107H123V106H121ZM129 107H132V106H129ZM137 106H135L134 108H136ZM137 107V108H138ZM159 106H157V108H158ZM169 107H170V109H169ZM214 107V106H213ZM216 107V106H215ZM218 107H219V105H218ZM231 106H229V108H227V106L226 107H222V109H221V107L217 110V114L216 115H218L217 117H215V118H213L212 116V118H209V120L207 121V123H206V125L205 126H207V128H205L204 130H203V128L201 129L200 127H198V125L197 126H195V128L196 127H198V128H200L202 131L198 134L199 135V138H196L195 139V137H197V135L195 136V132L193 133L194 134V138L192 137V136H186V137H184V135H183V141L187 144V146L188 145H190V146H193L192 147V149L191 150H195V152H197V150H199L200 152L198 153V155L200 154V153H202L206 158H210V159H215V161L214 162H205V158H203V159H200V160H203L205 163V165H206V167L208 168V170L210 171V175H212V177H213V181L215 180V183L216 184H214L213 183V185H217L216 187V189L215 190H213V189H211V187L210 186H208L207 187V189H206V187H205V189L206 190H208L207 191V193L205 192V194H209V196H210V198L208 199V200H212V202L213 201H217V202H221V204H218L217 206V208H214L213 206H215V205H212V204H209L208 206H206V204L207 203H211V201H209V202H207V200H206V204H205V207H200L201 209H202V211H203V209H204V211H205V213H202L201 211V213L202 214H205L204 215V217H206L207 215V217L205 218L207 221H205L203 218V215H201L200 216V212L197 214L196 212V207L194 208L195 209V211L194 210H191L190 209V211H194L193 213H190V215L193 217V218H195V220L197 219V215H198V218H199V216H200V218H202L203 219V221L204 222H206L205 224H204V222H199V219H197V223L199 224V223H201V226H202V224L204 225V229H205V233H203V234H200V235H203V236H201V238H198V237H196L195 236V234L197 233V232H194L195 234H194V236L196 237V238H198V240L197 239H195V238H193V237H190V235L188 236V237H190L189 238V240H188V237H187V240L188 241H190V240H192V239H195V240H193V241H195V242H192V241H190L189 243H190V245H191V242L192 243H197V242H199V243H203V244H206L207 246L208 245H212L213 244V246H214V243H219V242H224L225 244H231V241L232 240H234L233 238H231L232 240L230 241V243H228V241H227V237H228V233H229V229H231V225H233L234 226V223L233 224H231V225H228V221H229V215H230V212L232 211V209L234 210V211H236V212H238V210H242V209H244V207H245V203H246V201H245V197H244V194H245V192L243 193V191H242V188H244L243 190H245V187L243 186V184H245V182L243 183V181H244V176H243V173H249V171H247V169H242L244 166L243 165H245L246 163H245V159L247 158L246 157V155H245V151H244V149H245V146L247 145V141H249L250 143H252V142H254L253 140H254V137H249V139H247V138H245V133H243V130H244V128H245V119H246V116H247V114H246V106H244V107H241V108H239L234 114H233V112H232V110H231V108L233 109V107H231ZM239 107V106H238ZM64 108V107H63ZM94 108V107H93ZM119 108V107H118ZM133 108V107H132ZM131 108V109H132ZM253 108H254V106H253ZM78 109V108H77ZM100 109V108H99ZM111 109V108H110ZM124 109V108H123ZM148 109V110H147ZM159 109V108H158ZM113 110V109H112ZM111 110V111H112ZM119 110V109H118ZM126 110V109H125ZM134 110V109H133ZM132 110V111H133ZM137 110V109H136ZM135 110V111H136ZM139 110V109H138ZM160 110V109H159ZM214 110V109H213ZM259 110V109H258ZM90 111H92V110H90ZM94 111V110H93ZM114 111L115 110H113V114H115L114 113ZM122 111V110H121ZM127 111V110H126ZM141 111V110H140ZM160 111H162L163 112V108H161V110ZM234 111V110H233ZM73 112V111H72ZM77 112V111H76ZM128 112V111H127ZM134 112V111H133ZM139 112V111H138ZM247 112H249L248 110H247ZM122 113V112H121ZM126 113V112H125ZM134 113H136V112H134ZM133 113V114H134ZM141 112H139V114H140ZM214 113H216V112H214ZM109 114V113H108ZM117 114V113H116ZM122 114H124V113H122ZM128 114H130V112L128 113ZM133 114H131V116H133ZM236 114V117H234L233 115H235ZM119 115V114H118ZM126 115V114H125ZM124 115V116H125ZM135 115V114H134ZM163 115V114H162ZM88 116V115H87ZM110 116V115H109ZM120 116V115H119ZM123 116V115H122ZM130 116V117H131ZM238 116V117H237ZM116 117V116H115ZM127 117V116H126ZM129 117V116H128ZM129 117V118H130ZM17 117H15V119H16ZM111 118V117H110ZM125 118V117H124ZM132 118H135V117H132ZM144 118V117H143ZM112 119V118H111ZM121 119V118H120ZM136 119V118H135ZM136 119V120H137ZM166 119V120H167ZM195 120V121H194ZM207 120V119H206ZM206 120H205V122H206ZM94 121V120H93ZM109 121V120H108ZM118 121H120V120H118ZM132 121H133V119H131V122L130 123H132ZM148 123H147V122ZM172 121V123H170ZM202 121H203V119H202ZM201 120H200V122H202ZM123 122V121H122ZM142 122V123H141ZM146 122V123H145ZM199 122V124H202V123H200ZM86 123V122H85ZM105 123V122H104ZM111 123V122H110ZM124 123H125V121H124ZM129 123V124H130ZM134 123V124H135ZM89 124H91V123H89ZM103 124V123H102ZM116 124H118V123H116ZM122 125H124L123 123H121ZM120 124V125H121ZM135 124V125H136ZM203 124H205V123H203ZM121 125V126H122ZM132 125V124H131ZM138 125H136V126H138ZM143 125V126H144ZM145 125V126H146ZM162 125V124H161ZM188 125V124H187ZM107 126V125H106ZM120 126V127H121ZM125 126V125H124ZM130 126V125H129ZM143 126H142V128H143ZM155 126V125H154ZM189 126V125H188ZM192 126H194V125H192ZM204 126V125H203ZM116 127H118V126H116ZM115 127V128H116ZM128 127V126H127ZM157 127V126H156ZM156 127H154V129L156 128ZM160 127V126H159ZM171 127V126H170ZM169 127V128H170ZM99 129H100V127H98ZM102 128V127H101ZM110 128V127H109ZM114 128V127H113ZM122 128H124V127H122ZM138 128V127H137ZM136 128V129H137ZM147 128H148V126H147ZM169 128H167V130L169 129ZM188 128V127H187ZM14 131H13V133L15 134V136H18L19 138H20V141H21V139H22V146L24 147V149L26 150V152L27 153H29L30 155H32L36 160V162L37 163H39V164H41L42 165V168H51V166L50 165H48L47 164V159H46V156L44 155V156H41L40 157V159L38 158V155L37 154H42V149H40V147L35 143V141H33V139L31 138V136H29L28 135V128L23 124V123H17V125L16 124H14ZM119 129V128H118ZM134 129V128H133ZM146 129V128H145ZM154 129H153V131H154ZM160 129V128H159ZM165 129V130H164ZM185 129H186V127H185ZM192 129V128H191ZM191 129H189V131L191 130ZM116 130V129H115ZM120 130H121V128H120ZM120 130H117L116 131V133L118 132H120ZM128 130V129H127ZM126 130V128H125V132L127 131ZM129 130H131V129H129ZM128 130V131H129ZM148 130H150L149 128H148ZM156 130V129H155ZM97 131V130H96ZM99 131V130H98ZM97 131V132H98ZM100 131H103V132H107V131H105L104 129H100ZM122 131H123V129H122ZM122 131H121V133H122ZM127 131V132H128ZM133 131V130H132ZM131 131V132H132ZM139 132L140 131H143L142 129L141 130H138ZM138 131L136 130V132L138 133ZM153 131H151V132H153ZM158 130H156L155 132H157ZM162 131H166V128H163L162 129ZM192 131V130H191ZM190 131V132H191ZM197 131H199V129H197ZM238 131V132H237ZM41 132V131H40ZM103 132H102V135H104L103 134ZM109 132V131H108ZM145 132H147L148 133V131H145ZM150 132V133H151ZM170 132H172L171 131V128H170ZM188 132V131H187ZM135 133V132H134ZM144 133V132H143ZM150 133L148 134V136L150 135ZM160 133V132H159ZM165 133V132H164ZM163 133V134H164ZM167 133H168V131H167ZM166 133V134H167ZM173 133V132H172ZM186 133V132H185ZM100 134H101V132H100ZM107 133H105V135H106ZM139 134V133H138ZM140 134H141V132H140ZM144 134H146V133H144ZM143 134V135H144ZM156 134V133H155ZM154 134V135H155ZM175 134H177V136L178 135H180L179 133H176V132H174V135ZM189 134V133H188ZM114 135H115V133H114ZM147 135V134H146ZM153 135V134H152ZM160 135L161 134H158V137H160ZM182 135V134H181ZM187 135V134H186ZM100 136V135H99ZM99 136H97V139L98 140H100L101 139V141H102V136L101 137H99ZM118 136V135H117ZM135 136V135H134ZM138 136H141V135H138ZM147 136V137H148ZM157 136V135H156ZM164 135H161V138L163 137ZM169 136H171V135H169ZM146 137V136H145ZM153 137V136H152ZM168 137V136H167ZM166 137V138H167ZM179 137V136H178ZM247 137V136H246ZM33 138H35V137H33ZM140 138V137H139ZM150 138V137H149ZM160 138V139H161ZM164 138V137H163ZM175 138V137H174ZM181 138V137H180ZM179 138V139H180ZM105 139V138H104ZM103 139V140H104ZM120 139H122V137L120 138ZM142 139V138H141ZM144 139V138H143ZM178 139V141H180ZM89 140H91V139H89ZM134 140V139H133ZM148 140V139H147ZM151 140V142H152V139H150ZM150 140H149V142H150ZM169 140V139H168ZM167 140V141H168ZM174 140H176V139H174ZM181 140V141H182ZM130 140L128 139L127 141L125 140V141H123L124 143H128ZM135 141V140H134ZM140 141V140H139ZM162 141V140H161ZM164 141V140H163ZM166 141V140H165ZM177 141V140H176ZM175 141V142H176ZM98 142V141H97ZM97 142H94L93 143V141H89L88 143H87V145H86V147L88 148V152H89V150H91V151H93V153H94V155H96V153L98 152L97 151V148H96V150L94 149V146H96L97 147V145H95V143H97ZM100 142V141H99ZM98 142V143H99ZM143 142V141H142ZM157 142H158V139H157ZM160 142V141H159ZM170 142V141H169ZM106 143V142H105ZM133 143H135V142H133ZM132 143V144H133ZM39 144V143H38ZM41 144V143H40ZM120 144H122V143H120ZM172 144V143H171ZM173 144H174V142H173ZM172 144V145H173ZM177 144V143H176ZM176 144H175V146H176ZM182 144V143H181ZM184 144V143H183ZM104 145V144H103ZM125 145V144H124ZM124 145L122 146V147H124ZM129 145H131V144H129ZM20 146V145H19ZM41 146V145H40ZM51 146V145H50ZM101 146V145H100ZM128 146V145H127ZM174 146V145H173ZM177 146H178V144H177ZM42 147V146H41ZM54 147H56V146H54ZM104 147H106V146H104ZM170 147H172V146H170ZM181 147V146H180ZM185 147V146H184ZM43 148V147H42ZM45 148V147H44ZM43 148V149H44ZM101 148V147H100ZM132 148H134V150L137 152V153H141V151L138 149V148H136V144H135V146L133 145L132 146ZM187 148V147H186ZM184 149V148H182V149H184L185 151L186 150H188V149ZM191 148V147H190ZM47 148H45V150H46ZM49 149V148H48ZM105 149V148H104ZM172 149H173V147H172ZM176 149V148H175ZM44 150V152H46ZM55 150V149H54ZM62 150V149H61ZM99 150V149H98ZM101 150H103V147L101 148ZM177 150V149H176ZM175 150V151H176ZM90 151V152H91ZM107 151V150H106ZM178 151V150H177ZM189 151V150H188ZM100 152V151H99ZM121 152V151H120ZM135 152V153H136ZM170 152V151H169ZM168 152V153H169ZM184 152V151H183ZM187 152V151H186ZM191 152V151H190ZM189 152V153H190ZM48 153H49V150H48ZM55 153V152H54ZM180 153V152H179ZM189 153H188V155H189ZM192 153V152H191ZM87 154V153H86ZM138 154V155H139ZM165 154V153H164ZM172 154H173V152H172ZM174 154H175V152H174ZM181 154V153H180ZM197 154V153H196ZM201 154V155H202ZM57 154H55V155H52V156H56ZM93 155V156H94ZM105 155V154H104ZM109 155V154H108ZM141 155V154H140ZM139 155V156H140ZM167 155V154H166ZM165 155V156H166ZM170 155V154H169ZM183 155V154H182ZM185 155H187V154H185ZM192 155V154H191ZM233 155V156H232ZM50 156H51V154H50ZM91 156H92V154H91ZM184 156V155H183ZM190 156V155H189ZM189 156H188V158H189ZM253 156V155H252ZM29 157V156H28ZM96 157V156H95ZM98 157V156H97ZM103 157V156H102ZM171 157V156H170ZM195 157H197V155H195ZM194 157V158H195ZM198 157H200V156H198ZM201 157H203V156H201ZM229 157H230V159H229ZM234 158V159H232V158ZM58 158V157H57ZM61 158V162H62V168H61V173L60 174H62L61 176H56V174L54 175V174H51V173H48V179L49 180H55L56 182H66V183H68L70 186V188H72L73 190H72V192L74 193V196H77L78 197V200H80V198H79V196L81 195L82 196V200H81V204H84L86 207H88L89 208V210H91V211H93V209H94V207L92 208L91 206H89L88 205V202H87V200L91 197V194H94L93 196L95 197L94 199H95V201H96V203L100 206V203H102V205L104 204V209H105V207H107L108 208V211L107 210H104V212H103V214H104V216H106V219L107 220H109L110 221V223H111V232H112V236H111V238H112V242L110 241V240H108V241H110L109 243H111L112 244V246H113V248H111L110 249V247L108 246L109 245V243L107 244V240H106V238H107V236H105V235H107V234H105L104 236H105V238H104V244H105V246L107 247V249H108V251H110V256L112 255V257H113V259H114V261L116 262V264H146V263H142V261H141V258L143 257H145L147 260H149L151 257H154V252H152L150 249H152V248H149V246H147V241H146V239L147 238H145L146 236H150L149 238H151V235H153L154 234V230H153V228L151 227V225H150V223H149V218H148V214H147V212L145 211L146 209H144V207L142 206L141 208H142V211H144V213H143V215H142V213H141V227L139 228V229H137L136 231H134L133 230V226L135 227H137V224L135 223V220H134V218H135V216L133 217V216H131V213H130V215H126L124 212H123V209H122V206H121V203H119L115 198H114V196L116 195V192H115V194L113 195V194H111L110 192H111V190L109 191V190H107V187L105 186V185H103L102 183L104 182V181H102V178H100V177H98V176H96L95 174H93V173H89V171H88V169H89V167H88V169H87V166L86 165H84V166H82V164H80V163H77L76 161H74V160H72V158L71 159H69V158H66V157H60ZM84 158H87L86 156L84 157ZM94 158V157H93ZM166 158H168V157H165V159L163 158V160H167ZM188 158L186 159V157L185 158H183L184 160L186 159V160H188ZM192 158V157H191ZM193 158V159H194ZM29 159H31V158H29ZM59 159V158H58ZM91 159H92V157H91ZM102 159V158H101ZM107 159H108V157H107ZM107 159H105V160H107ZM171 159V158H170ZM173 159H175V158H173ZM172 159V160H173ZM177 159V158H176ZM109 160V159H108ZM160 160H162V159H160ZM169 160V159H168ZM191 160V159H190ZM230 160V161H229ZM231 160H234L235 161V163H234V165H232V166H230V164L232 163V162H234V161H231ZM248 159H246V161H247ZM31 161H32V159H31ZM45 161H46V163H45ZM169 161H171V160H169ZM177 161V160H176ZM192 161V160H191ZM253 161V160H252ZM92 162V161H91ZM94 162V161H93ZM103 162V161H102ZM161 162V161H160ZM159 162V163H160ZM173 162V161H172ZM175 162V161H174ZM173 162V163H174ZM178 162V161H177ZM186 162V161H185ZM187 162H189V161H187ZM186 162V163H187ZM199 162H201V161H199ZM198 162V163H199ZM248 162H250V161H248ZM35 163V162H34ZM87 163V162H86ZM85 163V164H86ZM90 163V162H89ZM158 163V164H159ZM161 163H164V161H162ZM160 163V164H161ZM181 163V162H180ZM218 163H220L221 164V168L219 169L220 171H217L218 170V166H220ZM230 163V164H229ZM245 163V164H244ZM95 164V163H94ZM175 164V163H174ZM173 164V165H174ZM178 165H181V164H179V162L177 163ZM182 164L185 166V165H187V164H184L183 162H182ZM200 164V163H199ZM202 164V163H201ZM248 164V163H247ZM90 165V164H89ZM170 165V164H169ZM190 165V164H189ZM189 165H187V166H189ZM195 165V164H194ZM203 165V164H202ZM249 165V164H248ZM32 166L33 167H37L35 164H33L32 163ZM102 166V165H101ZM165 166H168V165H165ZM191 166V165H190ZM196 166H199L198 164L196 165ZM204 166V165H203ZM97 167H100V166H97ZM103 167V166H102ZM104 167H106V166H104ZM103 167V168H104ZM161 167V166H160ZM169 167V166H168ZM172 167H174V166H172ZM177 167V166H176ZM200 167V166H199ZM37 168H41V167H37ZM93 168V167H92ZM158 168V167H157ZM179 168V167H178ZM181 168V167H180ZM187 168V167H186ZM204 168V167H203ZM107 169V168H106ZM159 169V168H158ZM157 169V171H159ZM175 169V168H174ZM254 169V168H253ZM256 169V168H255ZM105 170V169H104ZM168 170H169V172L171 173V171H170V169L168 168ZM171 170H172V168H171ZM176 170H178V169H176ZM175 170V171H176ZM180 170V169H179ZM181 170H183V169H181ZM192 170V169H191ZM196 170H197V168H196ZM199 170H202V169H199ZM204 170V169H203ZM244 170V171H243ZM92 171V170H91ZM90 171V172H91ZM98 171H100L99 169H98ZM106 171V170H105ZM157 171L155 172V174L157 173ZM163 171H164V167H163ZM47 172V171H46ZM93 172V171H92ZM102 172V171H101ZM168 172V171H167ZM166 172V173H167ZM181 172V171H180ZM185 172H187V171H185ZM197 172V171H196ZM203 172H205V171H202L201 173H203ZM207 172V171H206ZM221 174V176H220V174ZM108 173V172H107ZM161 173V172H160ZM42 174H43V172H42ZM47 174V173H46ZM59 174V175H60ZM159 173H157V175H158ZM174 174V173H173ZM173 174H171L172 176H173ZM176 174V173H175ZM174 174V175H175ZM177 174H179V173H177ZM181 174V173H180ZM183 175H184V172L182 173ZM190 174V173H189ZM208 174V173H207ZM98 175V174H97ZM102 175V174H101ZM131 175V174H130ZM191 175V174H190ZM203 175H205V177L207 176L206 175V173L205 174H203ZM248 176H250V178L252 179V177H253V174L251 175L250 173L249 174H247ZM128 176V175H127ZM167 176V175H166ZM170 176V175H169ZM169 176H168V178L167 179H169V181L173 178V177H175V176H173L172 178H169ZM178 176V175H177ZM195 176V175H194ZM193 176V177H194ZM200 175H198V177H199ZM209 176V175H208ZM207 176V177H208ZM136 177H138V176H136ZM148 177H150V176H148ZM157 177V176H156ZM160 178L162 177V176H159ZM171 177V176H170ZM108 178V177H107ZM177 178V177H176ZM179 178H180V175H179ZM201 179H202V177H200ZM248 179V181L249 180H251V179ZM125 179V178H124ZM137 179V178H136ZM148 179V178H147ZM146 179V180H147ZM182 179V178H181ZM188 179H189V177H188ZM188 179H187V181H188ZM193 179V178H192ZM199 179V178H198ZM201 179H199V180H201ZM205 179V178H204ZM208 179V178H207ZM206 179V180H207ZM210 179V178H209ZM246 180H247V177L245 178ZM106 180V179H105ZM145 180V179H144ZM151 180V179H150ZM153 180V179H152ZM183 180V179H182ZM181 180V181H182ZM189 180H191V179H189ZM198 180V181H199ZM203 180V179H202ZM201 180V181H202ZM227 180L229 181V180H231V184L229 183H227ZM50 181V182H51ZM158 181H159V178H158ZM160 181L164 184V182L162 181V179H160ZM167 181V180H166ZM172 181H173V179H172ZM175 181V180H174ZM193 181V180H192ZM197 181V180H196ZM208 181V180H207ZM211 181V180H210ZM109 182V181H108ZM108 182L106 181V184H108ZM128 182V181H127ZM129 182H130V180H129ZM147 182H148V180H147ZM161 182H159L160 183V185H161ZM171 182V181H170ZM200 182V181H199ZM202 182H204V180L202 181ZM206 182V181H205ZM116 183V182H115ZM150 183V182H149ZM179 183V182H178ZM210 182L208 181V183H206V184H209ZM243 183V184H242ZM131 184V183H130ZM154 184V183H153ZM152 184V185H153ZM158 184V183H157ZM156 184V185H157ZM162 184V185H163ZM174 184H177V183H174ZM173 184V185H174ZM180 185H181V182L179 183ZM183 184H185V182H183L182 183V185ZM195 184V183H194ZM205 184V183H204ZM117 185H119V184H117ZM125 185V184H124ZM141 185V184H140ZM139 185V186H140ZM187 184H185V186H186ZM193 185V184H192ZM191 185V186H192ZM198 185H199V183H198ZM212 185V184H211ZM107 186H110V185H107ZM116 186V185H115ZM114 186V187H115ZM129 186V185H128ZM131 186V185H130ZM135 187H136V184L134 185ZM164 187L165 186H167L166 184L165 185H163ZM175 186V185H174ZM178 186V185H177ZM197 186V185H196ZM118 187V186H117ZM157 187V188H156ZM154 186L153 188H155V189H157V191H159V187L160 186ZM180 187L181 186H179V189H180ZM187 187H190L189 185L187 186ZM212 187H215V186H212ZM233 187V190H235V194H231V189L230 188H232ZM112 188H113V186H112ZM119 188H121V187H119ZM151 188V187H150ZM161 188V187H160ZM177 188V187H176ZM182 188V187H181ZM137 189V188H136ZM164 189H168V188H164ZM193 189V188H192ZM197 189V188H196ZM198 189H199V187H198ZM201 189V188H200ZM118 190V189H117ZM122 190V189H121ZM126 190V189H125ZM154 190V189H153ZM162 190V189H161ZM184 190V189H183ZM193 190H195V189H193ZM193 190H191L192 192H194V193H196L195 191H193ZM154 191H156V190H154ZM156 191V192H157ZM163 191V190H162ZM166 191H168V190H166ZM174 191V190H173ZM185 191H190V189L188 188V190H187V188H186V190ZM200 191L201 190H199V192H197V193H200ZM203 191V190H202ZM201 191V193L203 194L204 192H202ZM118 192H120L119 190H118ZM156 192H154V193H156ZM160 192V191H159ZM164 192V191H163ZM176 192V191H175ZM192 192H191V194H192ZM78 193H79V196H78ZM170 193V194H169ZM166 192V194L168 195H170L171 196V190H170V192ZM179 193H181L182 194V190L180 191L179 190ZM185 193V192H184ZM183 193V194H184ZM187 193V192H186ZM197 193H196V195H197ZM157 194L158 193H156V196H157ZM161 194H163L162 192H161ZM160 194V195H161ZM172 194H175V193H172ZM177 194V193H176ZM191 194L189 193V195L191 196ZM118 195V194H117ZM155 195V194H154ZM153 195V196H154ZM178 196H180V197H182L183 196V198L185 197V196H187V195H180V194H177ZM200 195V194H199ZM199 195H197V196H194V195H192V197L194 196V200H196V198H199L198 196ZM204 195V194H203ZM120 196V195H119ZM162 196H164V195H162ZM208 196V195H207ZM118 197V196H117ZM160 197V196H159ZM164 197H166V195L164 196ZM169 197V196H168ZM180 197H177L178 199H181ZM205 197V199H206V196H204ZM204 197H203V199L201 198V200H204ZM161 198V197H160ZM163 198V197H162ZM167 198V197H166ZM172 198H173V202L174 203H176L177 204V206L176 207H172L173 209V211L174 212H176V211H179L180 213H181V210H182V208L183 209H185V207L187 206V205H185V207H183L184 205L182 204V203H186L187 202V204L190 206L191 204H190V202L191 201H193V200H189V201H187V198L185 197V199H186V201H184V202H182L181 203V201H179L177 198H176V195L174 196H172ZM191 198V197H190ZM91 199V198H90ZM149 199H150V197H149ZM169 199H171V197L170 198H167V200H168V202H169ZM184 199V200H185ZM189 199V198H188ZM193 199V198H192ZM247 199V198H246ZM254 199V198H253ZM36 200V199H35ZM38 200V199H37ZM44 200V199H43ZM61 200V199H60ZM164 200V202H166V200L165 199H162V201ZM198 200V199H197ZM93 201V200H92ZM155 201L157 202V203H159L160 201H157L156 199H155ZM251 201H252V199H251ZM33 202V201H32ZM35 202V201H34ZM52 202V201H51ZM50 202V203H51ZM56 202H58V201H56ZM68 202V201H67ZM94 202V201H93ZM162 203L161 205H165V203ZM195 202V201H194ZM201 202V201H200ZM204 202V201H203ZM217 202H215V203H217ZM260 202V201H259ZM29 203H31V202H29ZM59 203V202H58ZM65 203V202H64ZM92 203V202H91ZM143 203V202H142ZM151 203V202H150ZM192 203V202H191ZM198 203L199 202H197L196 201V205L198 206ZM247 203H250V202H247ZM35 204H37V203H34V205ZM43 204V203H42ZM44 204H45V202H44ZM61 204V203H60ZM69 204V203H68ZM252 204V203H251ZM258 204H260V203H256V205H258ZM48 205V204H47ZM91 205V204H90ZM93 205H95V204H93ZM98 205L96 206L97 208H99L100 209V207H98ZM124 205V204H123ZM163 205V206H164ZM193 205H194V203H193ZM195 205V206H196ZM200 205H204V203H200L199 204V206ZM210 205H212L211 207L212 208H210L209 206ZM244 205V206H243ZM255 204H254V207L256 206ZM33 206V205H32ZM56 206V205H55ZM68 206V205H67ZM85 206H83V207H85ZM137 206H139V205H137ZM146 206V205H145ZM160 206V205H159ZM162 206V207H163ZM174 206V205H173ZM189 206H187L188 207V209L190 208ZM198 206V207H199ZM247 206V205H246ZM154 207H155V204H154ZM168 207H170V206H168ZM197 207V208H198ZM243 207V208H242ZM252 207V205H250V208ZM26 208V207H25ZM40 208V207H39ZM46 208H47V206H46ZM51 208H52V205H51ZM59 208V207H58ZM61 208V207H60ZM136 208V207H135ZM146 208V207H145ZM171 208V207H170ZM206 208H207V210H206ZM253 208V207H252ZM27 209V208H26ZM35 209V208H34ZM34 209H33V211H34ZM53 209V208H52ZM51 209V210H52ZM98 209V210H99ZM151 209V208H150ZM161 209H163V208H161ZM247 209H249V208H247ZM41 210H42V208H41ZM40 210V211H41ZM44 210V209H43ZM51 210H50V212H51ZM54 210V209H53ZM59 210V209H58ZM64 210V209H63ZM88 210V209H87ZM101 210V209H100ZM134 210V209H133ZM132 210V211H133ZM165 210H166V208H165ZM164 210V211H165ZM186 210H187V208H186ZM55 211H56V209H55ZM125 211V210H124ZM137 211V210H136ZM135 211V212H136ZM142 211H140V212H142ZM163 211V212H164ZM168 211H169V209H168ZM172 211V212H173ZM184 212H182L183 213V215L184 214H186L187 212L185 211V210H183ZM188 211V210H187ZM190 211H188V214H189V212ZM203 211V212H204ZM245 211V210H244ZM64 212V211H63ZM154 212V211H153ZM156 212H158V211H156ZM160 212V211H159ZM158 212V213H159ZM167 212V211H166ZM165 212V213H166ZM186 212V213H185ZM208 212V214H206ZM233 212V211H232ZM246 212V211H245ZM37 212H35V214H36ZM42 213V212H41ZM60 213V212H59ZM62 213V212H61ZM60 213V214H61ZM161 213V212H160ZM17 214V213H16ZM69 214V213H68ZM67 214V215H68ZM136 214H138V213H136ZM166 214H168V213H166ZM176 214V213H175ZM15 215V214H14ZM32 215V214H31ZM34 215V214H33ZM63 215V214H62ZM70 215V214H69ZM72 215H74V214H72ZM84 215V214H83ZM90 215V214H89ZM170 216L171 215H174L173 213L171 214H169ZM179 216H181L180 214H178ZM27 216V215H26ZM161 215L159 214V217H160ZM186 216H187V214H186ZM191 216H188V217H190L191 218ZM23 217V216H22ZM46 217V216H45ZM60 217H61V215H60ZM67 217V216H66ZM138 217V216H137ZM151 217V216H150ZM153 217V216H152ZM172 217V216H171ZM170 217V218H171ZM174 217V216H173ZM176 217V216H175ZM183 217V216H182ZM28 218H30V217H28ZM55 218V217H54ZM57 218V217H56ZM67 218H69V217H67ZM70 218L71 219H73L72 218V216L70 215ZM167 218V217H166ZM183 218H185V217H183ZM183 218H182V220L181 221H179V222H181V223H183L182 221H184L183 220ZM34 219V218H33ZM38 219H39V217H38ZM62 219V218H61ZM98 219V218H97ZM156 219V218H155ZM154 219V220H155ZM177 219V218H176ZM189 219V218H188ZM232 219V218H231ZM13 220V219H12ZM15 220V219H14ZM17 220H18V218H17ZM23 220V219H22ZM28 220V219H27ZM42 220H43V218H42ZM46 220V219H45ZM54 220V219H53ZM58 220H60V219H58ZM74 220V219H73ZM90 220V219H89ZM165 220V219H164ZM173 220V219H172ZM193 220V219H192ZM19 221V220H18ZM26 221V220H25ZM40 221V220H39ZM47 221V220H46ZM52 221V220H51ZM61 221V220H60ZM67 221V220H66ZM70 221H72V220H70ZM69 221V222H70ZM187 221V220H186ZM190 222H192L191 220H189ZM200 221H202V220H200ZM242 221V220H241ZM24 222V221H23ZM27 222V221H26ZM32 222V221H31ZM35 222V220L33 221V223ZM58 222V221H57ZM76 222V220L75 221H73V226H74V223ZM172 222H174V221H172ZM177 222V221H176ZM176 222L174 223V225H176ZM188 222V221H187ZM189 222V223H190ZM195 222V223H196ZM19 223V222H18ZM28 223V222H27ZM42 223H44L43 221H42ZM46 223V222H45ZM60 223V222H59ZM58 223V224H59ZM77 223V222H76ZM105 223V222H104ZM160 223V222H159ZM171 223V222H170ZM181 223H179L180 224V227L182 228V227H184L185 225H187V224H182L181 225ZM230 223H232V221L230 220V222H229V224ZM237 224H238V222H236ZM23 224V223H22ZM24 224H25V222H24ZM29 224V223H28ZM27 224V225H28ZM50 224V223H49ZM55 224V223H54ZM173 224V223H172ZM178 224V223H177ZM192 224V223H191ZM237 224H235V225H237ZM239 224H240V221H239ZM11 225H14V224H11ZM16 225H17V222H16ZM19 225H20V223H19ZM26 225V226H27ZM37 225V224H36ZM36 225H34L35 226V228H36ZM38 225H40L39 223H38ZM43 225V224H42ZM46 225V224H45ZM62 225V224H61ZM84 225V224H83ZM93 225V224H92ZM100 225H101V223H100ZM21 226H25V225H21ZM29 226V225H28ZM32 226V225H31ZM33 226V227H34ZM52 226H53V224H52ZM52 226L51 227H49L50 229L52 228ZM63 226V225H62ZM76 226H77V224H76ZM81 226H82V224H81ZM86 226V225H85ZM90 226H91V224H90ZM193 226H195V225H193ZM196 226H199V225H196ZM195 226V227H196ZM200 226V227H201ZM227 226H229L228 228L229 229H227ZM238 226V225H237ZM15 227L16 226H14V230H15ZM18 227H20V226H18ZM39 227V226H38ZM40 227L42 228V226L40 225ZM45 227H47V226H45ZM56 227V226H55ZM65 227V225L63 226V228ZM71 227V226H70ZM84 227V226H83ZM104 227V226H103ZM135 227V228H136ZM175 227V226H174ZM176 227H178V226H176ZM175 227V228H176ZM180 227H178V230H179V228ZM190 227V226H189ZM187 228V226H186V228L187 229H189V231L191 232V231H194V230H192L193 228H195V227H192V229H190V228ZM12 228H13V226H12ZM21 228V227H20ZM20 228H19V230H20ZM25 228V227H24ZM30 228V227H29ZM78 228V227H77ZM85 228V227H84ZM93 228V227H92ZM105 228V227H104ZM197 228V227H196ZM196 228H195V230H196ZM199 228V227H198ZM246 228V227H245ZM27 229V228H26ZM59 229V228H58ZM75 229V228H74ZM87 229V228H86ZM177 229V228H176ZM183 230L185 229V228H182ZM203 229V230H204ZM18 230V229H17ZM30 230V229H29ZM38 230V229H37ZM61 230V229H60ZM81 228H80V232H81ZM88 230V229H87ZM90 230V229H89ZM107 230V229H106ZM141 230H143L141 233H140V231ZM156 230V229H155ZM202 229H201V231H203ZM246 230V229H245ZM34 231V230H33ZM54 231V230H53ZM57 231V230H56ZM56 231H55V233H56ZM65 231H67V230H65ZM71 231V230H70ZM69 231V232H70ZM78 232H79V229L77 230ZM83 231V230H82ZM91 231V230H90ZM100 231V230H99ZM108 231V230H107ZM137 231H139V232H137ZM180 231V230H179ZM197 231V230H196ZM13 232V231H12ZM15 232V231H14ZM19 232V231H18ZM23 232H24V230H23ZM22 232V233H23ZM30 232H32V231H30ZM29 232V233H30ZM62 232H64L63 230H62ZM69 232H68V234H69ZM75 232V231H74ZM86 232V231H85ZM87 232H89V231H87ZM87 232H86V235H87ZM101 233H102V231H100ZM103 232H104V230H103ZM111 232H109L108 231V233H111ZM156 232V231H155ZM175 232V231H174ZM173 232V233H174ZM178 232V231H177ZM181 232V231H180ZM179 232V233H180ZM186 232H187V230H186ZM245 232V231H244ZM20 233V232H19ZM28 233V234H29ZM41 233H44L43 231H41ZM57 233L59 234V235H61L58 231H57ZM77 233V232H76ZM75 233V234H76ZM93 233H95V232H93L92 231V233H90L89 232V234L91 235H96V234H93ZM160 233V232H159ZM158 233V234H159ZM172 233V232H171ZM184 233H185V230H184ZM188 234H189V232H187ZM192 233V232H191ZM190 233V234H191ZM200 233V232H199ZM8 234V233H7ZM10 234V233H9ZM12 234V233H11ZM16 234H17V232H16ZM28 234H27V236H28ZM34 234V233H33ZM35 234H37V233H35ZM181 234V233H180ZM32 234H29V236H31ZM47 235H49V234H47ZM52 235V234H51ZM55 235H57V234H55ZM63 235V234H62ZM66 235V234H65ZM73 235V234H72ZM72 235H71V237H72ZM77 235V234H76ZM78 235H79V233H78ZM77 235V236H78ZM84 235H85V233H84ZM90 235H87V238H88V236L90 237ZM100 235V234H99ZM173 235H177V233H174ZM193 235V234H192ZM197 235V234H196ZM9 236V235H8ZM14 235H12V236H9V237H13ZM22 235H20V237H21ZM26 236V237H27ZM42 236V235H41ZM64 236V235H63ZM62 236V237H63ZM82 236H83V234H82ZM81 235H80V237H82ZM153 236H155V235H153ZM177 236H179V235H177ZM240 236H243V235H240ZM239 235L237 236L238 238L236 239V242H238L237 240L238 239H240L239 237H240ZM34 237H35V235H34ZM40 237V236H39ZM38 237V239H40ZM44 237V236H43ZM42 237V238H43ZM83 237H85V236H83ZM92 237V240L94 241L95 239H93L94 237L93 236H91ZM98 237V236H97ZM102 237V236H101ZM156 237V236H155ZM165 237V236H164ZM180 237H183V236H181L180 235ZM230 237V236H229ZM14 238V237H13ZM24 238V236L22 237V239ZM30 238V237H29ZM45 238V237H44ZM43 238V239H44ZM52 238V237H51ZM59 238H61L60 236H59ZM74 238H75V236H74ZM99 238V237H98ZM173 237H171V239H172ZM179 238V237H178ZM192 238V239H191ZM235 238H236V236H235ZM246 238V237H245ZM8 239V238H7ZM42 239V240H43ZM46 239V238H45ZM56 239L58 240V238H57V236H56ZM66 239H68V238H66ZM78 239V238H77ZM80 239V238H79ZM82 239H84V240H86L85 238H82ZM103 239V238H102ZM165 239V238H164ZM163 239V240H164ZM175 239H176V237H175ZM229 239V238H228ZM244 239V238H243ZM24 240V239H23ZM41 240V239H40ZM50 240V239H49ZM49 240H47L48 242H49ZM64 240V239H63ZM92 240H90V239H88V241H92ZM152 240V239H151ZM154 240V239H153ZM172 240H174V239H172ZM182 240H184V238L182 239ZM197 240V241H196ZM245 240V239H244ZM244 240H242V244L245 242ZM247 240H249V238L248 239H246V241ZM10 241V240H9ZM9 241H7V242H9ZM12 241V240H11ZM26 241V240H25ZM34 241V240H33ZM58 241H60V240H58ZM70 241V240H69ZM74 241V240H73ZM77 241V240H76ZM81 241V240H80ZM6 242V243H7ZM38 242V241H37ZM36 242V243H37ZM51 242V241H50ZM78 242H79V240H78ZM85 242V241H84ZM95 242V241H94ZM151 242H153V241H151ZM160 242V241H159ZM171 242V241H170ZM169 242V243H170ZM181 242V241H180ZM183 242V241H182ZM182 242H181V244H182ZM5 243V244H6ZM54 243V242H53ZM61 243V242H60ZM63 243H66V241L65 242H63ZM63 243H61L60 244V246H64L63 245ZM89 243V242H88ZM96 243H97V240H96ZM100 243H102V242H100ZM165 243V242H164ZM184 244H185V240H184V242H183ZM223 243V244H224ZM240 243V244H241ZM247 242H245L244 243V245L242 246V247H244L245 246V244H246ZM251 243V242H250ZM33 244V243H32ZM49 244V243H48ZM47 244V245H48ZM56 245H58L59 244V242H58V244L57 243H55ZM67 244V243H66ZM65 244V245H66ZM72 244V243H71ZM79 244V243H78ZM84 243H82V247L84 246L83 245ZM90 244H93V242H91V243H89V245ZM95 244V243H94ZM103 244V245H104ZM154 244V243H153ZM173 244H176V243H173ZM172 244V245H173ZM178 244V243H177ZM198 244V243H197ZM222 244V245H223ZM237 244V243H236ZM238 244H239V242H238ZM3 245V244H2ZM1 245V246H2ZM30 245V244H29ZM29 245H28V247H29ZM37 245H38V243H37ZM37 245H36V247H37ZM86 245L88 246V244H87V241H86ZM149 245V244H148ZM151 245V244H150ZM179 245V244H178ZM194 245V244H193ZM192 245V246H193ZM218 245V244H217ZM249 245V246H248ZM250 245L251 244H247V247H245L246 249H244V250H247V248H248V250H250L251 249V247L252 246H255V244L253 245L252 244V246L250 247ZM15 246V245H14ZM17 246V245H16ZM55 246V245H54ZM67 247H69V244L68 245H66ZM73 246V245H72ZM76 246H78V245H76ZM95 246V245H94ZM97 246V245H96ZM154 246V245H153ZM177 246V245H176ZM180 246V245H179ZM184 247H186L185 248V250L187 251V253H189V256H190V253H191V251H189L188 249H187V246H189L188 245V243H187V245L185 244V245H183ZM191 246V247H192ZM195 246V245H194ZM198 246H199V244H198ZM201 246H203L202 244H201ZM200 246V247H201ZM221 246V245H220ZM227 246V245H226ZM226 246L224 247V249H223V251L226 249V251L225 252H228L229 251V249H227L226 248ZM4 247V249H5V245L3 246ZM2 247V248H3ZM18 247V246H17ZM35 247V248H36ZM40 247H41V245H40ZM57 247H59V246H57ZM67 247H63V248H67ZM81 247V246H80ZM80 247L78 246V250H79V252H81L80 251ZM89 247V246H88ZM100 246L98 245V248H99ZM101 247H102V244H101ZM154 247H156V246H154ZM174 247V246H173ZM173 247H171V248H173ZM178 247V246H177ZM184 247H183V249H184ZM228 247V246H227ZM249 247H250V249H249ZM256 247V246H255ZM254 247V248H255ZM15 248V247H14ZM62 248V249H63ZM72 248V247H71ZM166 248H167V246H166ZM176 248V247H175ZM180 248V247H179ZM189 248V247H188ZM205 249L206 248H208V247H204ZM210 248V247H209ZM216 248H218V247H216ZM219 248H221V250H222V247H219ZM218 248V249H219ZM21 249V248H20ZM25 249V248H24ZM28 249V248H27ZM30 249V248H29ZM39 249V248H38ZM58 249V248H57ZM62 249L60 248V250L62 251ZM65 249L63 250V252L65 251ZM68 249V252L70 251V247L69 248H67ZM66 249V250H67ZM104 249H106V248H104ZM155 249V248H154ZM157 249V248H156ZM181 249V248H180ZM193 249V248H192ZM201 249V248H200ZM211 249H212V247H211ZM218 249H216L217 250V253L219 252V253H222L221 255H223V251H218ZM243 248H241V250H242ZM8 250V249H7ZM10 250V249H9ZM15 250V249H14ZM54 250H56V248L54 249ZM75 251H77L76 249H74ZM81 250H83L82 248H81ZM87 250V249H86ZM85 250V251H86ZM90 250H91V247H90ZM169 250H170V248H169ZM168 249L166 250L165 249V252L166 251H169ZM172 250V249H171ZM190 250H191V248H190ZM209 249H206V252H205V250H202V251H199L200 253L201 252H205L207 255H208V259H211V258H209V252H207ZM220 250V249H219ZM238 250H240V247H239V249H236V252H240V251H238ZM242 251V252H244V253H242V254H240V255H238L237 256V259L235 258V256L232 258L233 259V261H232V259L231 260H226V258H224L227 262L225 263V260L223 261V260H221L223 263H221V261L219 260V261H217V262H220V263H218V264H233V262L234 261H239V262H245L246 261V264H264V241H262V242H259L258 244H257V247H256V249H255V251H253V247H252V251L253 252H255L254 254H252V251L251 252H245V251ZM256 250H257V252H256ZM26 251V250H25ZM29 251V250H28ZM51 251V250H50ZM57 251V250H56ZM59 251V250H58ZM72 251V250H71ZM87 251H89V248H88V250ZM92 251V250H91ZM99 251V250H98ZM102 251V250H101ZM104 251V250H103ZM102 251V252H103ZM157 251V250H156ZM172 251H174V249L172 250ZM176 251V250H175ZM197 251V250H196ZM212 251H213V249H212ZM212 251L210 252V253H212ZM215 251V250H214ZM231 251V250H230ZM230 251L228 252V254L227 253H224V256H226L227 257V255H229V254H231L230 253ZM27 252V251H26ZM25 252V253H26ZM37 252H38V250H37ZM45 252V250L43 251V253ZM49 252V251H48ZM66 252V251H65ZM102 252H101V254H102ZM171 252V251H170ZM170 252H168L169 254H170ZM3 253V252H2ZM6 252L4 251V254H5ZM13 253H14V251H13ZM25 253H24V255H25ZM29 253V252H28ZM32 254H33V252H31ZM45 253H47V252H45ZM62 253V252H61ZM75 253V252H74ZM73 253V254H74ZM88 253V252H87ZM107 253V252H106ZM172 253H174V254H176L175 252H172ZM182 253V252H181ZM184 253V252H183ZM182 253V254H183ZM186 253V252H185ZM193 253H195V251L193 252ZM200 253H195V255L196 254H200ZM215 253V255H216V258H221V255L220 254H218V257H217V253H216V251L214 252ZM251 253V254H250ZM7 255L8 254H10V251H9V253H6ZM12 254V253H11ZM16 254H19V251L16 253ZM27 254V253H26ZM37 254V253H36ZM35 254V255H36ZM77 254H79V253H75V256H78V257H81V255L79 254V255H77ZM83 254V253H82ZM84 254H85V252H84ZM92 254V253H91ZM160 254V253H159ZM169 254H167V255H169ZM202 254V253H201ZM200 254V255H201ZM206 254H204V255H206ZM19 255H21V254H19ZM24 255H23V253H22V256L24 257ZM64 255V254H63ZM65 255H67V253H65ZM64 255V257H66ZM86 255V254H85ZM89 255V254H88ZM104 255V254H103ZM108 255V254H107ZM172 255V254H171ZM184 255V254H183ZM220 255V256H219ZM245 255H249L251 258H249V259H247L246 260V256ZM9 256V255H8ZM14 256H16L15 254H14ZM13 255H12V257H14ZM22 256H21V258H22ZM25 256H27V255H25ZM34 256V255H33ZM47 256H48V254H47ZM52 256V255H51ZM57 256V255H56ZM72 256V255H71ZM91 256V255H90ZM102 255H100V257H101ZM156 256H157V254H156ZM166 256V255H165ZM176 256H178L179 257V255H176ZM192 256V255H191ZM203 256V255H202ZM230 256H232V255H230ZM229 256V257H230ZM248 256V257H249ZM9 257H11V255L9 256ZM12 257H11V259H12ZM31 257V256H30ZM36 257V256H35ZM40 257H42V256H40ZM37 258L36 259V263L37 264H49L48 263V261H46V260H43V258ZM44 257H46V256H44ZM63 257V256H62ZM77 257V258H78ZM92 257V256H91ZM91 257H88V260L87 261H89V260H91L90 258ZM158 257V256H157ZM194 257V256H193ZM197 257H198V255H197ZM199 257H201V256H199ZM211 257H213V255L211 254ZM223 257V256H222ZM5 259L7 258V256L6 257H4ZM4 258H2L3 260H4ZM21 258H19V259H21ZM26 258V257H25ZM25 258H24V260H25ZM29 258V257H28ZM32 258V257H31ZM60 258V257H59ZM67 258H68V256H67ZM73 258V257H72ZM87 258V257H86ZM103 258V257H102ZM101 258V259H102ZM106 258V257H105ZM105 258H103V260L105 261L106 259ZM142 258V259H143ZM144 258V259H145ZM168 258H170V257H168ZM175 259H176V257H174ZM183 258V257H182ZM191 258V257H190ZM203 258H204V256H203ZM202 258V259H203ZM205 258H207V257H205ZM214 259H215V256L213 257ZM212 258V259H213ZM9 259V258H8ZM55 259V258H54ZM82 259V260H81ZM95 259V258H94ZM98 259V258H97ZM180 259V258H179ZM179 259H177L178 261H179ZM185 259V258H184ZM184 259H181V260H183V262H184ZM193 259V258H192ZM195 259V258H194ZM200 259V258H199ZM211 259V260H212ZM213 259V260H214ZM236 259V260H235ZM15 260V259H14ZM13 260V261H14ZM49 260V259H48ZM73 260H75V259H73ZM80 260L81 261H85L84 260V258H80ZM79 260V261H80ZM93 260V259H92ZM102 260V261H103ZM172 260V259H171ZM191 259H189V261H190ZM212 260V262H215V261H213ZM216 260V259H215ZM2 261V260H1ZM7 261V260H6ZM10 260H8V262H9ZM21 261V260H20ZM32 261V260H31ZM46 261V262H45ZM69 261H71L70 260V257H69ZM80 261V262H81ZM86 261V262H87ZM93 261H95V260H93ZM103 261V263H105ZM109 261H110V259H109ZM112 261V260H111ZM151 261H152V259H151ZM187 261V260H186ZM196 261V260H195ZM195 261H192L193 263L195 262ZM200 261V260H199ZM198 261V262H199ZM202 261V260H201ZM208 261H210V260H208ZM5 261H3V263H4ZM7 262V263H8ZM15 262H16V260H15ZM25 262H27V261H25ZM25 262H23V263H25ZM35 262V261H34ZM51 262V261H50ZM53 262V261H52ZM72 262V261H71ZM79 262V263H80ZM90 262V261H89ZM114 262V263H115ZM159 262V261H158ZM182 262V263H183ZM191 261H190V264L192 263ZM204 262V261H203ZM203 262H201V264L203 263ZM236 262H234L235 264H236ZM243 262V263H244ZM9 263H11V262H9ZM8 263V264H9ZM20 263V262H19ZM18 262H17V264H19ZM70 263V262H69ZM81 263H83V262H81ZM91 263V262H90ZM89 263V264H90ZM97 263V262H96ZM96 263H94L93 262V264H96ZM111 263V262H110ZM109 263V264H110ZM113 263V262H112ZM111 263V264H112ZM174 263V262H173ZM192 263V264H193ZM196 263V262H195ZM194 263V264H195ZM206 263H210V262H206ZM216 263V262H215ZM214 263V264H215ZM1 264H2V262H1ZM12 264V263H11ZM29 264V263H28ZM32 264H34V263H32ZM66 264V263H65ZM71 264H73V263H71ZM78 264V263H77ZM85 264H87V263H85ZM92 264V263H91ZM102 264V263H101ZM108 264V263H107ZM184 264H186L185 262H184ZM189 264V263H188ZM203 264H205V262L203 263ZM211 264H213V263H211ZM217 264V263H216ZM245 264V263H244Z\"/></svg>","mask_w":264,"mask_h":264}]
</instances>
